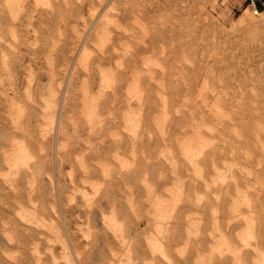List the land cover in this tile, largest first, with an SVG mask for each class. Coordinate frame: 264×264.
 I'll return each instance as SVG.
<instances>
[{"label":"rangeland","instance_id":"374dc122","mask_svg":"<svg viewBox=\"0 0 264 264\" xmlns=\"http://www.w3.org/2000/svg\"><path fill=\"white\" fill-rule=\"evenodd\" d=\"M21 1H23L24 7L26 6V8L27 7L28 8H27V10H26V8L24 10L23 4H22V7H23L22 11L24 10L25 14H24V12L21 13L19 11L20 13L18 12L15 17L18 20L19 19L24 20V22H26V23L24 24L22 22V26H21L22 29H21V27H18L21 30L20 29L18 30V28L15 25L14 26L16 28L13 25H10L12 27H8L7 28L8 30L6 29V31L4 30L2 33H0L1 36H2L1 38H3L2 42L5 44V45L1 44L2 46H0L1 49H2V50H0V51H2L1 52L2 55L0 54V60L2 58H4L5 60L7 59L6 63L9 62V64L5 63L6 66L1 65L3 68H5L4 70H3L2 67H0V74H1L0 79H2V82L0 81L1 82L0 83V87L3 88V90H1L2 92L5 89L4 92H7L6 94H8L9 98L12 97L11 99H12V102H13L14 106H18V104H19L20 108L25 107L26 114H28V113L30 114V111L28 110V108H31V109L34 108L35 111L37 110L36 112H34L33 117L31 116L32 114H30L29 122H31L32 125H31V123H28L27 129H26V125H25L26 123L23 122L24 119H20L19 121L21 123L23 122L20 126H22L23 128L17 126L19 128V130H18L17 127H14L15 130L13 129L11 134H12V137L14 136L13 140L15 138V140L13 141L14 145L15 144H19V143L22 144L23 141H24V143L26 145H27V143H30V144L27 145V147H29V145H31V144L33 145V146L29 147L30 153H32L33 151L36 152V153H32L31 154V155L35 154V156H33L31 161L29 159L28 162L31 163L32 160L34 161V159H35V161L37 163V162H39L41 160V165L40 166H42L41 167V172L42 171L43 172L42 173L40 172L41 174L39 173L40 174L39 178H42V179L44 178V179L43 180L39 179V178H38L39 180L37 179V182L35 184L36 190L33 192L32 197H31L30 200L28 199L27 194H24L23 192H20L21 190L19 192L17 191L19 193V195H18V193L14 192V194H15V197H14L13 193H9L7 191H2L0 189V200H3V201H0V208H1L0 209V222H6L7 223V228H6L7 232L5 231L4 233H10V234H12L11 236L14 235L13 238L14 237L16 238V235L19 234V232H16V231L20 230V227L18 225V219L20 218V215L22 216V214H24V213L27 214L28 210L33 208L34 206L37 207V208H40V213H41L40 215L42 216V219L43 218L45 219V221L43 219V221H44V223H43V221L41 219V221H42L41 222V226L38 229L39 233L36 235V237H38V240L36 241V250H37V252L33 251L32 249H30L33 252L31 251V253H29V250L27 248L24 249L23 246L20 243L18 244L16 242V239H13L14 241H9L8 243H5L6 245L3 244L1 246L3 248V249L1 248L3 256L5 255L4 259H3L4 260L3 261L4 264H18L19 262H21L19 264H28V263L29 264H33L32 260H33V262L35 264H38V263L39 264H48L49 262H51L49 264H71V263L72 264H86V263L87 264H109L111 262V260H112L111 264H145L148 260L151 259V257H150L151 255L155 256L157 259L161 260V255L158 254L157 250H154V249H157L156 247L154 248V245L156 246L155 242H157V241H158L157 243H159V242L161 243L162 248L166 252L168 251L167 252L168 254L169 253L170 254L173 253L171 255H172V259H173L174 262H181L182 261V262H185L186 264H195L194 263V259L198 255H203V259L206 262H208L209 264H214L215 253L214 252L210 253L209 250L212 248V246L214 244L213 242H215L216 240H219L218 230H216V226L220 227L221 231L224 233V236L228 240H230L231 243L240 244V240L236 236V233L240 232L242 229H244V226H243L244 225V219L242 220L241 213L242 214L246 213L244 211V210H246V208H244V206H246V204L237 203V205H236L237 208H235L234 211H231V212H230V209H229L230 208L229 206H231V205H229V204H231L233 202V199L235 200V198H237V195L240 192H244L245 194H247V193L250 194V195H248V197H249L250 200H252L253 197L251 196V193H252L253 190L251 191L250 189H253V186L256 184L255 181H254V178H255V176H259L260 179L262 178V172H261V170L258 167V163L255 161L256 159H253V158L256 157L255 156L256 153L254 154L255 151L253 149H252V151L250 150V152L246 149L247 145L245 143H246L247 138L243 137L244 136L243 133L242 134L240 133V135H239V132H241V128L240 127H241L242 123L239 120H237L235 115H234V112H237V113H240V114H242V112H243V116L245 117L244 121L248 122V121H251L252 119L259 118L260 117L259 115L264 114V22H263L264 18H260L257 13H254L252 11L251 6L249 5V0H130V1L128 0L129 2L127 0H119V1H116V0H97V1L96 0H90L92 3L88 2L89 0H80V1L76 0L79 3V7L81 9L79 7H78V9L76 7H70L71 11H70V9L68 7L67 8L63 7L64 9L66 8L67 11H65L64 9L63 10L60 9V8H62V6L59 7L57 5V7H56V1H58V0H44L43 2H40L41 5L39 3H37L36 5H33V4L30 5L28 0H21ZM25 1H27V4H26ZM54 1H55V4H54ZM49 2H50V5H48ZM102 2H103V4H102ZM119 2H122V3L125 2V4H127V2H128L129 4H127V5H124V4H121V3L120 4L122 6L124 5L125 7L128 6V5L129 6L127 7V9L125 7H123V9H122V8H120L121 5L119 4ZM96 3H98V4H96ZM151 3H153V4H151ZM38 4L41 7H39ZM94 4H95V6H94ZM118 4H119V6H117ZM89 5H91V6H89ZM130 5H132L134 8L130 7ZM29 6L32 7V11H33L32 13L30 12L31 15H30V13H28V15L26 14L27 12L31 11V9H30L31 7H29ZM53 6H55V7H53ZM87 6L90 7L89 10H88ZM262 6H263L262 10H264V2H263ZM34 7L36 9H37V7H39L38 8L39 10L38 9H37V11L34 10ZM41 8H48V9H50L52 11V13L56 12L58 14V12H59V14H58V16H57V14H53L54 15L53 16V15H50L51 12L47 13V12L43 11L47 15H49V16H47L40 10ZM52 8L53 9L55 8L54 9L55 11H53ZM157 8H160V9H157ZM115 9H116V11H114ZM163 9H165V11ZM171 9H172V11L170 12ZM177 9H180V10H177ZM244 9H246L247 12L253 14L252 15L254 17L253 24L255 23V26H257V27H255V29L254 28H248L246 24L240 23V21H238V17L242 14ZM81 10H83V11H81ZM87 10L89 12L90 11L91 12L89 13ZM104 10H105L106 13L104 12ZM107 10L109 12H107ZM184 10L187 11V12H185ZM35 11L39 12V13H36ZM124 11L125 12L127 11L128 13H130L129 17H131L130 18L131 20H132V16L133 15L134 16H136V15L138 16L139 15L140 16V17L138 16L139 17L138 18L139 19V23L138 22H133L132 28H130L131 25H130V27H127L126 24H128L127 23L128 21L124 22L125 21L124 20V17H125L124 15L127 16L128 13L127 12L125 13ZM136 11H138L140 14H137ZM146 11H147V13H146ZM40 12H42L44 15L42 13H40ZM161 12H163L165 15L163 13L161 14ZM258 12H259V10H258ZM91 13H93V14H91ZM121 13L123 15H121ZM132 13H133V15H132ZM32 14H33V16H32ZM34 14H35V16H34ZM38 14L39 15L41 14L40 16H42V15L43 16L40 17ZM83 14L85 16H82ZM112 14H113V16H115V19H114V17H112L113 20H112V18L110 19ZM20 15L24 16V17H22L23 19L20 17ZM67 15L70 18H67ZM29 16H31V18ZM50 16H52V17H50ZM107 16H110L109 19H108ZM122 16H123V18H121ZM151 16L153 18L155 17V19H153ZM163 16H164V18H163ZM173 16H175L177 19L179 17H181L179 19L182 20V21L178 20V22H177V19H175L176 20L175 22H177V25L180 26L181 30L184 31V33H182V31H181V34H180L181 37H184V38H188L187 37L188 33L185 32L187 30V28L191 27V25L193 26V24L190 25V23H192L191 21L192 20L195 21L194 23L198 22V23H196L194 25V27L198 31L197 34L200 35V36L202 35L201 36L202 39L199 40L200 42H198V39H196L197 42L194 41L191 44H189L190 46L189 45L188 46L191 47V48L195 47L197 49L196 57L198 55L201 56V59H200L201 64L205 65L206 63H209V65L213 66L214 70L217 69L216 70L217 72L214 71L216 75L220 71H223L222 74H221L222 79H224L223 82H222V84L224 86L223 91L224 92L228 91L226 93V97L228 99L226 98L224 100V102H223V108H224V111H225L224 115H222V116L220 115V118H219V116L218 117L214 116L215 118H210L207 114H205V117L208 116L207 117L208 119L204 118L205 119L204 120L205 121V123H204L205 125L202 126L200 131H201L202 137H204L203 139L205 141H207V139H208V141H211V140L212 141L211 142L207 141L206 142L207 144L204 145L203 148H202L203 149L202 153L199 154V155L194 156V158H195L194 160H196L197 163L199 162L197 164V167L192 165L193 163L190 160L188 162V158L186 157L185 149L181 148L182 146L185 147L184 146V142H189L192 139V137H194V135L192 134V132L190 133L191 129L188 128L189 125H187V124H185L183 122L184 119H182V120L178 119V118H180V119L182 118V116L180 117V114L182 115L181 112H182L183 109H185V107H184V105L182 103L183 101H181L182 99L180 100V98H179V97H182L181 96L180 86H179L180 85L179 81L181 80V77L183 75L189 74V72L188 73L186 72L185 68H187L188 65L186 66V64H189L190 59H188V58H184L183 59V58L179 57V54L175 53L176 50H174L175 51L174 52L173 49H172L173 47H171L170 45L169 46H164V47H157L156 49L159 50L160 53L158 51L156 53V50H154V49L145 50V51L142 50L141 52L137 51V50H134L135 49L134 48L135 42L139 41L142 38L141 33L143 32V30H142L143 29L142 28L143 24H145V27H147V29L146 28L145 29L148 32H151L150 30H152V29H156L157 31H161L162 30V26L165 23V21H166V24H167L168 23L167 21L170 20L171 17H172V19L175 18ZM191 16L194 17V18L196 17L195 18L196 20L194 18L191 20V18H192ZM56 17H58V18H56ZM60 17L63 18V20H61ZM89 17L91 19H89ZM106 17H107V19H106L107 21L105 20ZM182 17H184L185 19H183ZM198 17H201V18H198ZM25 18L27 20H25ZM120 18H121V20H119ZM134 18H136V17H134ZM202 18H203V20H202ZM256 18H257V20H256ZM28 19H30V21ZM80 19H81V21H80ZM98 19H100V20L98 21ZM64 20L66 21V23H65ZM88 20H89V22H88ZM109 20H110V22H109ZM115 20H117V21L115 22ZM162 20H165V21H163L164 22L163 24H162ZM51 21H52V23L53 22L55 23V26H56L57 30H55V26H54V24L51 23ZM60 21H63V22L61 23ZM86 21L88 22V24H87ZM101 21H103V23H101ZM104 21H105V23L108 22V24L106 23L107 24L106 25L104 23ZM111 22H113V25H112ZM114 22H115L116 25H117V22H119V24L116 27H114L115 26ZM120 22H121V24H123V26L120 24ZM140 22H141L142 25H140ZM183 22H185V23H183ZM48 23H50V24H48ZM70 24H72V26H73V28L75 30H73V28H71L72 26H70ZM135 24L136 25L139 24L141 27L138 28L139 25L136 27ZM166 24H165V26H166ZM24 25H26V27ZM104 25H106V26H104ZM109 25L110 26L112 25V27H114V28H111ZM167 25H169V23ZM118 26H120L122 28H120ZM124 26H125V28H124ZM128 26H129V24H128ZM158 26L160 27V29H159ZM183 26H184V28H183ZM149 27H150V29H149ZM11 28H13L14 32L12 31ZM59 28H60V30H59ZM103 28H104V30H103ZM51 29L53 30L54 33L51 31ZM81 29H83L84 31L83 30L81 31ZM109 29H111V30H109ZM120 29H123L124 32L121 31ZM9 30H11V32H13L15 34V35L13 34L15 39H14V37H12L13 35L10 37L11 33L8 32ZM108 30L110 32H112V33H110ZM140 30H142V31H140ZM250 30H251L252 33L250 32ZM21 31H22L23 35L20 33ZM55 31H57L59 33L55 32ZM71 31H73V32H71ZM101 31L102 32L104 31L103 34H105V32H106V34H105L106 36L108 35L106 40H104L106 36H102V32ZM115 31H117V32H115ZM152 31H154V30H152ZM32 32H33V35L31 34ZM47 32H50V35H48L49 33H47ZM69 32H70V34H69ZM120 32L123 33L121 36H119L120 34H118ZM7 33H9V34H7ZM185 33H186V36H184ZM132 34H133L134 37L132 36ZM136 34H138V36ZM24 35H26V36L24 37ZM67 35L70 36V37H68ZM81 35H82V37H81ZM117 35L119 37H117ZM32 36H34V37H32ZM51 36L53 38H51ZM76 36H77L78 40L77 39L74 40V38ZM78 36H79V38H78ZM110 36L112 38L114 36V38H113L114 40L111 39ZM130 36L133 37V38H131ZM63 37H65V38H63ZM115 37H117V38H115ZM176 37L178 38V41H177V38L174 37V39H173L170 36L171 40H173V41L176 40V42H174V44H176L177 42L180 43L184 39V38H180V36H177V35H176ZM66 38H67L68 41L66 40ZM68 38L69 39L72 38L74 43L76 42L75 44H77V50H76V52L74 54L70 53V46L73 45V44H70L72 39L69 40ZM11 39L14 40V41H12ZM26 39H28V40H26ZM29 39L30 40L32 39V40L30 41ZM80 39H81V41L79 42ZM131 39H132V41H131ZM135 39H137V40L135 41ZM51 40H53V41L50 42ZM99 40H101V43H102V41H104L105 43L103 42V44H101ZM120 40H122V41H120ZM20 41H22L21 44H20ZM36 41H38V42H36ZM73 41L71 43H73ZM86 41H87L88 45H85ZM94 41H97L98 43L94 42ZM17 43H18L19 46L17 45ZM197 43H198V46L196 47L195 45ZM199 43H201V44H199ZM193 44H194V46H193ZM224 44H225V46H224ZM22 45H24V46H22ZM25 45L26 46L28 45V46L26 47ZM83 45H85V46H83ZM120 45H122V46H120ZM128 45H129V47H127ZM201 45H202V47H201ZM218 45H220V46H218ZM63 47L66 49L65 51H67V53L63 50L64 49ZM67 47H69V48L67 49ZM125 47H127V48H125ZM168 47L169 48L171 47L170 51L172 53L174 52L177 57L175 55H171L172 53L169 52V48ZM56 48H57V50H56ZM58 48H59V50H58ZM85 48H87V49H85ZM166 48H168L167 49L168 51L166 50ZM9 49H12V50H9ZM39 49H41V50H39ZM83 49H84V51H83ZM111 49H114V50H111ZM128 49H130V50H128ZM174 49H177L176 46L174 47ZM103 50L104 51L106 50L105 51V53L107 52V54H105L106 56L104 55V53H103L104 51ZM110 50H111V52H110ZM123 50H125V51H123ZM55 51H58L57 52L58 54ZM59 51H62L63 53L59 55V53H61ZM152 51H154V52H152ZM95 52H97V53H95ZM132 52L133 53L135 52L134 53L135 55H133ZM165 52L167 54L169 52L170 55L169 54L167 55ZM199 52H200V54H199ZM214 52H216V53H214ZM64 53L66 54V56H68V58L65 56ZM82 53H83V56L79 55V54H82ZM86 53L89 54L90 56L87 55ZM141 53H143V54H141ZM151 53H152V55H151ZM164 53L166 54V56H165ZM69 54H71V55H69ZM123 54H124V56H123ZM139 54H141V55H139ZM209 54H210V56H209ZM62 55L66 59L64 57L62 59ZM120 55H121V57H120ZM143 55L146 56V57L142 58L141 56H143ZM31 56H33V57H31ZM42 56L45 57V58L47 56V58L45 59ZM50 56H52V57L50 58ZM79 56L81 58H79ZM98 56H99V58H98ZM122 56H123V58H122ZM133 56H137L138 59L136 57L134 58ZM147 56L149 58H152V59L147 58ZM155 56L157 57V60H155L156 59ZM163 56H165V58H167V60H165ZM171 56H174V57H172L171 60H170L169 57H171ZM88 57H90L91 59L88 58ZM101 58H104V59H101ZM120 58H121V60H120ZM140 58H142V59H140ZM173 58L176 61H174ZM178 58H181V63L178 62V61H180V59L178 60ZM26 59H27V61H26ZM64 59L66 61H64ZM113 59L116 62H114ZM163 59H164V61H163ZM186 59H187V63H186ZM206 59L208 61L205 62V64H204V61H206ZM221 59L223 60V62H220ZM45 60L48 61V62L50 61V62L48 63ZM91 60H93V61H91ZM106 60H108V61H106ZM168 60L170 61V63H169ZM166 61H167V63H165ZM14 62H16V63H14ZM63 62L64 63L66 62L67 66H64L65 64H61ZM173 62H174V64L176 63L175 65L178 66V67L176 66L177 68L175 66L174 67L172 66ZM55 63H56V66H55ZM116 63H118V64H116ZM149 63H152V64L149 65ZM220 63H222V64H220ZM0 64H2V63H0ZM96 64L98 65V67H100L99 69H98ZM142 64L144 66L146 64H148L146 66H149V67H145V69H144L146 71V73H147L145 75L146 76L145 79H147L146 81L144 79L145 76L144 75L142 76V73L145 74V72H143L144 70L142 69L144 67ZM181 64H185V66L183 65V67H182ZM219 64H220V67L218 66ZM27 65H28V67H27ZM57 65H59V67ZM78 65H79V67H78ZM163 65H164V67H163ZM203 65L200 68V71L204 69ZM46 66L47 67L51 66V67L50 68L48 67L49 69L45 70L47 68ZM60 66L61 67H63V66L66 67L67 68V72H66V68L62 69ZM92 66H94V67L92 68ZM107 66H109L110 68L107 67ZM167 66H168V68H167ZM42 67H43V69H42ZM54 67H55V69H53ZM114 67L115 68L117 67V70H115ZM136 67L138 69L140 68L139 71L142 70L141 73L139 72V75H138V71H137L138 69ZM6 68H8V69H6ZM29 68H30V70H28ZM107 68L109 69V71L112 72V74L115 75L117 73L118 77L120 76V74L122 72L123 75L120 76V77H122V78L124 77V81L121 82L122 85L121 84L119 85V90H121L124 86L126 87V85H128V83H131L133 81L132 72L136 73L139 76L138 79L141 80V77H143V79H144L143 81L139 80L140 83H143V84H141L142 87L140 86V89L142 88V90H140V93L142 92V94L147 97V101H146V104H145V106L147 108L146 107H145L146 109L144 108L145 111H143V112L145 114V117L143 118V121L141 123V127H140V129L137 130L138 133L136 132V134H134L135 132L132 131V129H134L133 121L130 120L129 115H133V113L138 111L137 95L136 94H132L133 92H130V95L133 96L132 97V96L128 95L129 94V92H128L127 95L130 98V99H128V96L125 94L126 91L124 89H122L121 92H119V94H118L119 96L117 97V99L120 100V101L118 102L117 99L116 100L113 99L112 95L114 93L112 94V91H113L112 88L108 87V86H103V85L101 86V84H99L100 75H101V72L99 70L103 71V69H106V71H108ZM133 68H134V70H133ZM50 69H51V71H50ZM59 69H62L64 71V73H63L62 70L60 71ZM182 69H184L185 71H183ZM250 69H251V71H250ZM82 70H83V72H82ZM168 70H169V72H166ZM175 70H177V71H175ZM8 71H9V73H8ZM30 71L32 73L31 75H30ZM52 71H54V72H52ZM147 71L148 72L150 71V74ZM6 72H7V74H6ZM59 72H60V74H59ZM161 72L163 73L162 76H161V74H162ZM12 73H14V74H12ZM165 73H166V75H165ZM136 74H134V75H136ZM38 75H40V76H38ZM124 75L127 76V77H125ZM140 75H141V77H140ZM149 75H151V78H150ZM168 75H169V77L170 76H172V77L169 78ZM4 76H5V78H4ZM6 76H7L8 79L6 78ZM72 76H73V78H72ZM131 76H132V79L130 78ZM148 76H149V78H147ZM177 76H179V77H177ZM159 77L161 78V80H159L160 79ZM36 78H38V79H36ZM83 78H84L85 81L83 80ZM174 78L175 79L177 78V80H178L177 83L179 85L174 81ZM30 79L33 80V81H31ZM39 79L41 81H39ZM89 79H91V80H89ZM214 79H216V77ZM214 79H212L210 81H213V83L215 82L214 84H215V86H217L216 84H218V83ZM170 80H173V81H170ZM7 81H9V82H7ZM43 81H44L45 85H44ZM147 81H149L148 82L149 84H151V83L152 84L151 85L147 84ZM162 81L165 82V83H163ZM40 82L43 83V86L41 85ZM88 82H89V84H88ZM29 83H30V85H29ZM125 83H127V84L125 85ZM167 83H169V85H170V83H172V84L169 86ZM48 84H50L51 88L49 87ZM166 85H168V87ZM40 86L42 87L41 88L42 90L39 89ZM172 86H173V88H172ZM177 86H179V87L177 88ZM96 87H97V89H96ZM100 87H102V88H100ZM150 87H151V89H150ZM106 88H107V90H106ZM160 88H161V90H160ZM170 88L173 89V90L171 91ZM177 89L180 90V92ZM145 90H147V91H145ZM162 90H164V91H162ZM52 91H53L54 94L52 93ZM101 91H102V95L104 96L103 98H102V95L100 93ZM122 91H124V92H122ZM39 92H40V94H39ZM97 92L100 93V94H98ZM166 92H167V94L169 93L168 94L169 98L167 97ZM173 92H175V93H173ZM68 93H69V95H68ZM84 93H86L89 96H91V95L94 96V97L98 96L99 98H100V95H101V98H100L101 100L99 98L97 99V100H100V101H98L99 103L101 102L99 104L100 108L98 110L101 120L97 119L98 122H97V120L95 118H88L85 115V113H84L85 112L84 108L81 107V110L79 111L80 108H78V107H80V106H77V105H81V102L84 103V102L88 101L84 97ZM156 93H158V95ZM170 93H171V95L173 93L175 96H173V95L171 96ZM27 94H30V99H29L30 102L27 101L28 98H29V96ZM46 94H47V96H46ZM121 94H123V98H122ZM64 95H66V96H64ZM81 95H82V97H81ZM108 95L109 96L111 95V99H110V97ZM192 96H193V94H192ZM47 97H51L52 98V100H53V104L52 105L53 106L46 107L45 104H46ZM108 97H109V99H107ZM170 97H171V99H170ZM64 98H65V103L63 105L62 103L64 101L63 100ZM177 98H179V99H177ZM103 99H105L104 103H103V101H104ZM121 99L123 101H121ZM56 100L59 101V102H57ZM68 100H69L70 104L68 103ZM108 100L109 101L112 100V102H113V100L115 101V102H113L114 107H113V105H110V102H109V106H108V103H107ZM164 100H165V102H164ZM169 100L171 101L170 103H168ZM173 100H175L174 102L176 104L173 103V105H172L171 103L173 102ZM124 101H126L125 102L126 104H130L132 101L133 102L130 105H126V104H124ZM178 101L181 102V103H178ZM207 101H209V102H207V104H209L211 102V98L209 97V99ZM112 102H111V104H112ZM117 102L120 103L121 106H119V104ZM73 104L74 105L77 104V105H75V107L78 110L74 107ZM165 104H166V107H165ZM169 104L172 105L173 107L177 106L178 109H179V107L181 108L179 110L177 108H175V110H174V108L172 106H170L174 111L178 112V114L177 113H174L175 115L173 114V110L168 107ZM44 105H45L46 108H48L47 110L53 111V109H54V111L56 112L55 113L53 111V115L54 116H53V119L51 121L46 116L47 110L44 107ZM66 105H67V107H66ZM101 105L102 106L105 105L104 107L106 108V111H104V108L101 107ZM1 106H3V105H1V103H0V109H3V107L1 108ZM63 106L68 111L67 110L64 111L65 109H62ZM110 106L112 107V115L114 117L110 113V111H111V107ZM125 106H127L128 108L125 107ZM43 107H44V109H43ZM121 108H123V109H121ZM74 109H76V111H74ZM165 109H166L167 112L164 111ZM169 109H171L170 113H168ZM150 110H151V112H150ZM159 112H161V113H159ZM59 113H60V115L64 114V116H60L59 117ZM83 113H84L85 117H83ZM114 113H116V114H114ZM258 113H259V115H258ZM107 114L110 115V116H108ZM154 114H157V115L158 114L159 115L162 114V116L160 115V117L163 118V120L160 119L159 117H157V115L155 116ZM66 115L67 116L70 115V116L67 118V117H65ZM124 115H125V119H124ZM169 115H171L173 118L171 116H169ZM225 115H227V116H225ZM174 116H176L177 120L174 118ZM223 116H224V118H223ZM164 117H165L166 120L164 119ZM171 118H172V120H170ZM34 119H35V121H34ZM86 120L87 121L90 120V121L87 122ZM91 121L92 122L94 121L95 123L93 122V124H95L96 126L93 125ZM171 121H172V123H171ZM33 122L35 123L34 128L32 127L33 126ZM124 122H125V125H124ZM126 122L128 124H126ZM146 122H147V124H146ZM163 122H165V125H164ZM167 122H169V123L167 124ZM174 122L175 123L177 122V123L173 125ZM88 123L91 124V125H89ZM97 124H98V126H97ZM167 125L168 126L170 125V127L167 128ZM172 125H173V127H172ZM108 126H110V127H108ZM131 126H132V128H131ZM163 126L166 127L167 129L164 128ZM57 127H58V129H57ZM72 127H74V128H72ZM104 127L106 128L107 131L105 130ZM186 128L189 129V130H187ZM34 129L37 130V131L35 132ZM72 129H73V131H72ZM90 129L91 130L94 129V130H92L93 132ZM164 129L166 131L168 130L169 133L165 132ZM170 129H173L174 131H172ZM233 129H234V131H233ZM62 130H64L65 133ZM26 131H28L29 133L26 132ZM95 131H96V133H95ZM14 132H16L15 135H14ZM146 132H147V134H146ZM186 132H188V133H186ZM213 132H215V133H213ZM104 133H106V134H104ZM29 134H31V135H29ZM37 134H38V136H37ZM43 134H45V135H43ZM114 134H116V135H114ZM158 134H160V135H158ZM186 134H187V136H190V134L193 135V136H190L189 137L190 139L186 138L185 141H182L185 137H187ZM39 135H40V137H39ZM41 135H43V136H41ZM83 135H85V136H83ZM112 135H113V137H112ZM23 136H25V137H23ZM172 136H173V138H172ZM205 137H208V138L205 139ZM240 137H243V138H240ZM209 138H211V139H209ZM128 140L130 141V143H129ZM31 141H33V143ZM40 141L42 143H40ZM110 141H112V143ZM155 141H157V142H155ZM178 141L181 142L180 143L181 145L179 144ZM66 142H68V143H66ZM126 142H128V143H126ZM154 142H155V144H154ZM43 143H45V144H43ZM76 143L79 144V145H77ZM209 143H211V144H209ZM61 144H62V146H60ZM164 144H166V145H164ZM227 144H230V145H227ZM65 145H66V147L64 148ZM108 145H110V146H108ZM43 146H46V147H44L45 149L43 148ZM205 146H206V148H205ZM39 147H41L43 150L41 148H39ZM248 147H250V146H248ZM251 147H252V145H251ZM84 148H87V149H84ZM232 148H235V149L237 148L238 150L237 149L235 150V149H232ZM6 149H7L6 147L0 148V156L2 154H4V156H6V155L11 154L10 152H13V150H11V147L9 145H8V150H6ZM61 149H62V151H61ZM63 149H64V151H63ZM181 149H182V151H180ZM2 150H3V153H1ZM245 150H247V151L245 152ZM151 151H152V153L154 155L151 153ZM175 151H177V153ZM206 151H208V152L210 151L209 152L210 155L208 154L209 157L207 156L206 153H208V152H206ZM231 151H233V152L236 151V153H233ZM15 152H16V150H15ZM182 152L185 153V154H183ZM64 153H66V154H64ZM138 153H140V154H138ZM155 153H157V154H155ZM248 153H250V154L248 155ZM76 154H78V155H76ZM88 154L91 157H94L95 160H94V158L89 157ZM96 154H98V155H96ZM251 154H252V156H251ZM61 155H63V156H61ZM74 155H75V157H78V156L79 157L75 158ZM92 155H94V156H92ZM60 156L62 158H65V159H62ZM253 156H255V157H253ZM39 157L42 158V159H40ZM116 157H117V159H116ZM131 157H132V159H131ZM137 157H139L140 159L137 158ZM239 157H240V159H239ZM37 158L39 159V161H37ZM1 159H2V156L0 157V161H1ZM66 159H68V160H66ZM161 159H163L162 160L163 162L165 160H167V161H165L163 163L161 161ZM202 159H203V161H202ZM204 159H205L206 162L204 161ZM93 160L95 161V163H94ZM141 160H143V161L141 162ZM184 160H185V162H184ZM210 160H211V162H210ZM67 161H68V165H67ZM91 161H93V162H91ZM44 162H46V164H44ZM69 162H71V163H69ZM82 162H84L83 165L85 166V168L82 165ZM166 162H167L168 165L165 164ZM174 162L176 164H174ZM229 162H232L234 164L233 167H232V174L235 177L232 180L230 178V173L231 172L227 168V163H229ZM56 163H58V164H56ZM89 163H90V165H88ZM98 163H99V165H98ZM134 163H135V165H134ZM188 163H190V164H188ZM245 163H247L248 166ZM59 164H61V165L63 164L65 167L63 165H62L63 166L62 167ZM172 164H174V165H172ZM0 165H1L0 166V175H1L0 178L2 177L3 179L2 178L1 179L4 180L5 176H6L4 174H6L5 172H8V167H7L8 165L3 160H2V163L0 162ZM36 165H39V164H36ZM122 165H124V166H122ZM165 165H166V167H165ZM204 165H205V167H204ZM243 165L244 166L246 165L245 166L246 169L250 168L251 170L249 169L250 170L249 172L244 171L245 168L242 170V168H243L242 166ZM21 166L25 167L24 165H21ZM97 166H100V167H97ZM137 166H139V167H137ZM152 166H155V170H154V168ZM167 166H169V167H167ZM1 167H3L4 169H2ZM92 167H94V168L97 167V169H96L97 171L94 169L95 172H92L93 171ZM140 167H141V169H140ZM162 167H164V168H162ZM189 167H192L191 168L192 170ZM58 168H59L60 171H57ZM143 168H144V170H143ZM187 168H188L189 171L187 170ZM193 168H196V170L193 169ZM83 169H84V171H83ZM90 169H92V170H90ZM135 169H137V170H135ZM99 170H101L102 174H101V172ZM138 170H140L141 173ZM153 170L156 171V173ZM161 170H163V171H161ZM98 171H99V173H98ZM61 172L62 173L64 172V173L62 174ZM158 172L160 174H157ZM174 172H175V174H173ZM67 173L69 175H71V177L69 176L70 178L68 177ZM151 173H153V176H152ZM187 173L190 174V175H188ZM8 174L9 173H7V175ZM111 174H113V175H111ZM51 175H53V176H51ZM63 175H65V176H63ZM125 175H126V177H125ZM141 175H142V177H141ZM93 176H94V178H93ZM101 176H102L103 179L101 178ZM188 176H189V178H188ZM191 176H192V178H191ZM37 177H38V175H37ZM137 177L140 180H137ZM145 177H147V178H145ZM151 177L152 178L155 177V178L152 179ZM98 178H100V179H98ZM156 178H158L157 181H155ZM132 179L134 181H132ZM148 179H150V180H148ZM61 180H63L64 183ZM106 180H107V182L109 184L106 182ZM115 180H116V182H115ZM135 180H137V181H135ZM175 180H177V181H175ZM39 181L42 182V183H40ZM58 181H59L60 185H59ZM60 181L62 182L63 185L67 186L70 189H68L67 187L65 189V186H63ZM77 181H78V183H76ZM153 181H154V183H153ZM191 181H192V183H191ZM0 183H1V180H0ZM150 183H153V184H150ZM161 183H163V184H161ZM81 184H83V185H81ZM116 184H118V185H116ZM137 184H139V185H137ZM174 184H176L177 186L174 185ZM43 185L47 188V191H49V192L51 191V193L54 192L52 195L55 194V196L52 197L51 194H50V196L48 195V196H46L44 198V196H42V190H41L44 187ZM74 185L77 186V187H75ZM112 185L114 187H112ZM151 185H152V187H151ZM78 186H80V188ZM107 186H108V188H107ZM139 186H140V188H139ZM180 186L181 187L183 186V187L180 188ZM193 186H195V187H193ZM225 186H227V187H225ZM84 187H86V188H84ZM134 187H136V189ZM146 188H147V190H146ZM191 188L192 189L195 188V189L192 190ZM137 189L139 190V193H138ZM103 190H105L106 192L103 191ZM187 190L190 191V192H188ZM78 191H80V192H78ZM135 191H136V193H135ZM145 191H147V192H145ZM224 191L227 194H225ZM118 192L120 194H118ZM149 192H151V193H149ZM152 192H155V194H153ZM209 192L211 193V195L209 194ZM103 193L106 195V197H105V195ZM174 193L176 195H174ZM205 193H207V194H205ZM208 194H209V196L207 197ZM40 195H41V197H40ZM178 195H180V196H178ZM188 195H190V196H188ZM222 195H224L226 199H224ZM21 196L23 198H21ZM141 196H143V197H141ZM183 196H184L185 199L183 198ZM185 196H187V198H189V203L187 205H190V206H186V208H185L187 210L186 211L187 212L186 216L183 219H181L180 218L181 217L180 216V212H179L180 209H181L180 207L182 206L181 203L185 202V200L188 201ZM11 197L13 198V200H12ZM42 197H43V199H42ZM170 197H171V199H170ZM33 198L36 199L37 201L33 200ZM62 198H63V200H62ZM114 198H116V199L113 202L112 199H114ZM193 198H195V199H193ZM197 198H200V199H197ZM214 198L216 200L214 203H216L218 201L217 202L218 205L220 204L221 206L220 205H219L220 207L217 206L216 212L212 214L213 216L217 215V216L214 217V220H213V218H212L213 216L211 217V215H209L210 212H207L206 207H204L205 206L204 200L206 201L207 199H209V200L214 201L213 200ZM7 199H9L11 202H14V203L9 202ZM109 199H111V200H109ZM263 199H264V197H263ZM139 200L141 202H139ZM145 200H146V202H145ZM150 200H152V201H150ZM169 200H171V202ZM176 200H177V202H176ZM181 200H182V202H181ZM193 200H194V202H193ZM228 200H229V202H228ZM149 201H150V203H149ZM252 201H254V199ZM252 201H250V202H252ZM16 202H18V203H16ZM15 203H16V205H15ZM54 203H55V205H54ZM63 203H64V205H61ZM88 203H91V204H88ZM123 203H124V206H122ZM167 203L170 204V205L167 206ZM38 204L41 205V206H39ZM93 204H95V206ZM164 204L166 205V207H168L167 209L170 208V210H168L169 212L167 211V209L164 206ZM26 205H27V207H26ZM42 205H43V207H42ZM44 205H46V206H44ZM53 205L55 206L54 208H53ZM199 205H201V206H199ZM10 206H11V208H9ZM238 206H240V207H238ZM19 207L20 208L22 207V209H20ZM44 207H45V209H44ZM121 207H122V209H120ZM123 207L126 210L123 209ZM132 207H133V209H132ZM177 207L179 208V210H178ZM187 207H188V209H187ZM23 208L24 209L25 208L26 209L29 208V209L23 211L24 210ZM141 208H142V210H145V211H141ZM154 208H157V209H155L156 211H154ZM117 209H119L118 212L122 210V211H124V213H122V212L118 213ZM159 209H161V210H159ZM1 210H3L4 212L1 211ZM71 210H72V212H71ZM19 211H23V212H19ZM77 211L79 213H81V214H79ZM129 211H130V214L128 213ZM139 211H141V213ZM160 211L161 212L164 211L165 213L168 212L167 213L168 216L164 212L161 213ZM115 212H117V214ZM126 212H127V215L129 214L130 218L125 214ZM19 213H21V214L19 215ZM139 213H140V215H138ZM155 213L158 214V215H156ZM238 213H239V215H238ZM47 214H49L50 218L47 217ZM114 214H115L116 217H114ZM154 214H155V216H154ZM119 215H120V217H119ZM160 215H162V216H160ZM17 216H19V218H15ZM52 217H53V219H52ZM110 217H111V220H109ZM118 217H119L118 221H120L119 222L120 226H122V224L125 223V225H123L122 227H120L118 225V221H116V219ZM124 217H125V219H124ZM58 218H59V220H58ZM113 218H115V219L112 220ZM215 218H217V220ZM47 219L51 221V223L49 221L50 224L48 223ZM106 219H107V221H106ZM148 219L150 220V222H149ZM179 219L181 221H179ZM187 219H189V221L191 222V226L189 227L191 232L189 233L190 236L188 235V237L184 236L185 229H184V226H183L186 223ZM11 221H13V222H11ZM104 221H106V222H104ZM171 221H172V223H171ZM193 221L194 222L197 221V222H199V224L197 222L194 223ZM213 221H214V223H213ZM90 222H92V223H90ZM107 222L108 223L110 222V224H108V226L110 225L109 229H110L111 233H109L110 231L108 230ZM177 222H178V225H177ZM55 223L57 225H55ZM165 223L166 224L168 223L169 225L168 224L166 225ZM85 224H87V225H85ZM90 224H92L93 226L90 225ZM104 224H106L105 226L107 227V229H104L105 227H102ZM115 224H116V226H118L121 229H119L118 227H117L118 229L116 228L117 230L113 229V227H111V226H115ZM49 225H51L52 228H50ZM213 225H215V226H213ZM230 225L235 226L234 230H231L230 227H232V226H230ZM14 226H15L16 229H14ZM71 226H73V227H71ZM84 226H86V228ZM91 227L92 228L94 227V228L92 229ZM137 227H138V229H137ZM171 227H172V229H171ZM192 227H193V229H192ZM212 227H214V228H212ZM53 228H55V229H53ZM203 228H205V229H203ZM256 228L259 229V230L256 229L257 230L256 232H258V234L256 233L257 234L256 236H258L259 233L261 234L258 237H256V239L258 238L257 241H260L261 243L260 242L259 243L262 244V242L264 241L263 240L264 239V231H261V230L262 229L264 230V225L263 226H260V225L258 226V224H257ZM79 229H81V230H79ZM179 229H180V231H176L175 232V230H179ZM213 229H215L217 232L214 231ZM11 230H13L12 233L10 232ZM118 230L119 231L122 230V231L119 232ZM128 230L130 232H128ZM49 231H51V232H49ZM85 231H86V233H85ZM116 231H118L119 233L118 232L115 233ZM173 231H174V233H173ZM160 232H163V235ZM72 233H74V235L76 237H73L74 235ZM41 234H42V236H41ZM127 234H128V236H127ZM122 235H124L126 237H124ZM140 235H142L143 237L142 236L140 237ZM79 236L82 239L79 238ZM92 236H95V237H92ZM120 236H122V238ZM78 238H79V240H78ZM118 238L119 239L121 238L122 241H120ZM142 238H144V240ZM45 239H47V240H45ZM57 239H58V241H57ZM170 239H171V241H170ZM71 240L73 241V243H72ZM74 240H75V243H74ZM47 241L49 243H51V245ZM134 241H135V243H134ZM149 242L152 243V244H150ZM42 243H44V245ZM41 244H42V246H41ZM128 244H130V245H128ZM108 245H109V249H108ZM150 245H151V247H150ZM263 245L261 246L262 248L264 247ZM52 246L54 248H52ZM142 246L144 248H142ZM4 247H5V249H4ZM133 248L134 249L137 248V249L133 250ZM152 248H153L154 252L152 251ZM102 250H105V251H102ZM136 250H137V252H136ZM170 250H172V251L170 252ZM4 251H6V252H4ZM26 251H28V254H27ZM35 252H36V255L38 254L37 256L34 255V254L32 255V253H35ZM67 252H68L69 255L67 254ZM142 252H144V253H142ZM182 252H183V256L180 257V253H182ZM104 254H105V256H104ZM26 255H27V257H26ZM29 255H31L33 259ZM224 255L228 256L230 254L227 253V255H226L224 253ZM91 256L93 257V259H92ZM128 257H129V259H128ZM19 258H21V259H19ZM27 258H28V260H27ZM104 258L106 260H104ZM249 259H251V258L247 259L248 262L250 261ZM70 261H71V263H70ZM79 261H81V262H79ZM226 261H227V263H225ZM226 261H224L223 264H230L231 263L230 259H227ZM245 261L243 263H245ZM247 261H246V263H247ZM3 262H1V263H3ZM161 262L162 261H160V263L157 262L156 264H162Z\"/></svg>","mask_w":264,"mask_h":264},{"label":"bare ground","instance_id":"6f19581e","mask_svg":"<svg viewBox=\"0 0 264 264\" xmlns=\"http://www.w3.org/2000/svg\"><path fill=\"white\" fill-rule=\"evenodd\" d=\"M29 1V3H30V5L31 4H33V5H36L37 3H39L40 4V2H43L44 0H28ZM80 1V0H79ZM97 1V0H96ZM116 1H119V0H116ZM128 1V0H127ZM130 1V0H129ZM128 1V2H129ZM26 2V4H27V1H25ZM58 2V3H57ZM88 2H91L90 0L88 1ZM127 2V4H129ZM53 3V2H52ZM85 3V2H84ZM92 3V2H91ZM95 3V2H94ZM113 3V2H112ZM124 4V5H127V4H125V2H119V4ZM133 3V2H132ZM136 3V2H135ZM22 4H23V1H21V0H0V33H2L4 30L6 31V29L8 28V27H12V26H10V25H15L17 28L18 27H21L22 26V22L25 24L26 22H24V20H21V19H17L15 16H16V14L20 11L21 13H23L24 12V10H25V8H26V6L24 7V4H23V7H24V10L22 11ZM38 4V5H39ZM54 4H55V1H54ZM96 4H98V3H96ZM102 4H103V2H102ZM119 4L117 5V6H119ZM120 4V5H121ZM131 4V3H130ZM151 4H153V3H151ZM164 4V3H163ZM29 5V4H28ZM41 5V4H40ZM39 5V7H41ZM48 5H50V2H49V4ZM52 5V4H51ZM57 5L59 6V7H61L62 6V8H60V9H64L63 7H68L69 9H70V7H76L77 9H78V7H79V3L76 1V0H58V1H56V7H57ZM120 6V8H122L123 9V7H125V6ZM179 5V4H178ZM89 6H91V5H89ZM94 6H95V4H94ZM129 6V5H128ZM128 6H126L125 8L127 9V7ZM152 6V5H151ZM154 6V5H153ZM29 7H31V6H29ZM39 7H37V9L39 8ZM46 7V6H45ZM52 7V6H51ZM53 7H55V6H53ZM88 7V6H87ZM99 7V6H98ZM112 7V6H111ZM130 7H133L132 5H130ZM165 7V6H164ZM28 8V7H27ZM27 8H26V10H27ZM66 8L64 9L65 11H67L66 10ZM80 8V7H79ZM89 8L90 7H88V10H89ZM93 8V7H92ZM110 8V7H109ZM116 8V7H115ZM134 8V7H133ZM140 8V7H139ZM167 8V7H166ZM181 8V7H180ZM31 9V11H29V12H27L26 14L28 15V13H32L33 11H32V7L30 8ZM37 9L34 7V10H36L37 11ZM55 9V8H54ZM53 8H52V10L53 11H55ZM81 9V8H80ZM145 9V8H144ZM157 9H160V8H157ZM184 9V8H183ZM39 10V9H38ZM42 12L43 11H45V12H51L52 13V11L50 10V9H48V8H41L40 9ZM76 10V9H75ZM87 10V11H88ZM92 10V9H91ZM94 10V9H93ZM97 10V9H96ZM95 10V11H96ZM118 10V9H117ZM125 10V9H124ZM135 10V9H134ZM143 10V9H142ZM164 11H165V9H163ZM177 10H180V9H177ZM35 11V12H36ZM70 11H71V9H70ZM80 11V10H79ZM81 11H83V10H81ZM114 11H116V9L114 10ZM152 11V10H151ZM161 11V10H160ZM172 11V9L170 10V12ZM185 11V10H184ZM19 12V13H20ZM34 12V13H35ZM42 12H40V13H42ZM45 12H43L45 15H47ZM89 12V11H88ZM91 12V11H90ZM89 12V13H90ZM104 12H105V10H104ZM103 12V13H104ZM107 12H109L108 10H107ZM125 12V11H124ZM127 12V11H126ZM125 12V13H126ZM137 12V14H140L138 11H136ZM168 12V11H167ZM180 12V11H179ZM185 12H187V11H185ZM31 13H30V15H31ZM36 13H39V12H36ZM42 13V14H43ZM50 13V15H53V14H57L56 12L54 13H52L51 14ZM62 13V12H61ZM64 13V12H63ZM66 13V12H65ZM70 13V12H69ZM82 13V12H81ZM106 13V12H105ZM117 13V12H116ZM128 13V12H127ZM146 13H147V11H146ZM163 12H161V14H162ZM191 13V12H190ZM24 14H25V12H24ZM43 14V15H44ZM58 14H59V12H58ZM58 14H57V16H58ZM91 14H93V13H91ZM95 14V13H94ZM111 14V13H110ZM153 14V13H152ZM160 14V13H159ZM164 14V13H163ZM192 14V13H191ZM257 14H258V16L260 17V18H264V10H261V11H257ZM23 15V14H22ZM37 15V14H36ZM39 15V14H38ZM41 15V14H40ZM39 15V16H40ZM42 15V16H43ZM69 15V14H68ZM68 15H67V18H70V17H68ZM121 15H123L122 13H121ZM120 15V16H121ZM129 15H130V13H128V15L126 16V15H124L125 17H124V22H127L128 24H129V26H128V24H126L127 25V27H130V25H131V27L130 28H132V25H133V22H138L139 23V17L136 15V16H134L133 15V13H132V15L134 16V17H136V18H134L133 16H132V20L130 19L131 17H129ZM156 15V14H155ZM165 15V14H164ZM175 15V14H174ZM189 15V14H188ZM194 15V14H193ZM199 15V14H198ZM253 14H251V13H249V12H247V10L246 9H244L243 10V12H242V14L238 17V21H240V23H243V24H246L247 25V27L248 28H254L255 29V27H257V26H255V23L253 24V21H254V17L252 16ZM32 16H33V14H32ZM34 16H35V14H34ZM42 16H40V17H42ZM47 16H49V15H47ZM54 16V15H53ZM56 16V15H55ZM76 16V15H75ZM82 16H85L84 14L82 15ZM153 16V15H152ZM151 16V17H152ZM195 16V15H194ZM16 19H15V18ZM19 17V16H18ZM20 17L22 18V17H24V16H21L20 15ZM19 17V18H20ZM26 17V16H25ZM30 18H31V16H29ZM37 17V16H36ZM50 17H52V16H50ZM65 17V16H64ZM73 17V16H72ZM71 17V18H72ZM102 17V16H101ZM108 17V19H109V17L110 16H107ZM107 17L105 18V20L107 19ZM112 17H114V19H115V16H113V14L111 15V17H110V19L112 18ZM150 17V18H151ZM166 17V16H165ZM173 17H175V16H173ZM189 17V16H188ZM192 17V16H191ZM56 18H58V17H56ZM87 18V17H86ZM121 18H123V16L121 17ZM121 18L119 19V20H121ZM144 18V17H143ZM147 18V17H146ZM153 18V17H152ZM162 18V17H161ZM163 18H164V16H163ZM179 18H181V17H179ZM177 19L176 17L174 18V19H172V17H171V19L170 20H168L167 22L169 23V25H167L166 24V21L165 20H162V24L164 23L163 21H165V23L163 24V26H162V30L161 31H157L156 29H152V30H154V31H152V30H150L151 32H148L146 29H147V27H145V24H141V22H140V25H142V30H143V34L141 33V35H142V38L139 40V41H137V42H135L137 39H135V46H134V50H137V51H142V50H152V49H154V50H156V53H157V51L159 52V50H157L156 48L157 47H164V46H171V47H173L172 49H173V51L174 50H176V52L175 53H177V54H179V57H181V58H188V59H190V62H189V64H186V66H187V68H185V70H186V72L188 73L189 72V74H185V75H181L180 77H181V80L179 81V84L177 83V78L175 79L174 78V81L180 86V90H181V96L182 97H179L180 98V100L181 101H183L182 103H183V105H184V107H185V109H183L182 110V115L180 114V117L182 116V118L180 119V118H178L179 120H182V119H184V123L185 124H187V125H189V129H191V131H190V133L192 132V134L194 135V137H192V139L189 141V142H184V146L185 147H181V148H184L185 149V153H186V157L188 158V162H189V160L193 163H191L192 165H194V166H196L197 167V164L199 163H197L196 162V160H194L195 158H194V156H196V155H199V154H201L202 153V148H203V146L204 145H206L207 143V141H208V139H207V141H205L203 138L204 137H202V134H201V128H202V126H204L205 124V119L204 118H207L208 116L210 117V118H215V117H218L219 116V118H220V115L222 116V115H224V113H225V111H224V108H223V102H224V100L227 98L226 97V93L228 92H224L223 91V88H224V86H223V84H222V82H223V80L224 79H222V77H221V74H222V72L223 71H220L217 75L215 74V72L214 71H216V70H214L213 69V66L212 65H209V63H206L205 64V62H207L208 60L206 59V61H204V64L205 65H203V64H201V62H200V59H201V56H197L196 57V53H197V49L194 47H189L190 45L189 44H191L192 42H194V41H196V39H198V42H200L199 40H201L202 39V35L200 36V35H198L197 34V30H196V28L194 27V25L196 24V23H198V22H196V23H194L195 21H193L192 19L194 18V17H192L191 18V22L192 23H190V25L191 24H193V26L191 25V27H189V28H187V30L185 31V32H187L188 33V35H187V37L188 38H184V37H181V31H182V33H184V31L183 30H181V28H180V26H178L177 25V22H178V20H180V19ZM183 19H185L184 17H182ZM196 18V17H195ZM194 18V19H195ZM198 18H201V17H198ZM23 19V18H22ZM60 19L61 20H63V18H61L60 17ZM89 19H91L90 17H89ZM104 19V18H103ZM145 19V18H144ZM153 19H155V17L153 18ZM160 19V18H159ZM175 19H177V22H175L176 20ZM25 20H27L26 18H25ZM29 21H30V19H28ZM37 20V19H36ZM58 20V19H57ZM73 20V19H72ZM86 20V19H85ZM100 19H98V21H99ZM112 20H113V18H112ZM118 20V21H119ZM142 20V19H141ZM150 20V19H149ZM174 20V21H173ZM196 20V19H195ZM202 20H203V18H202ZM256 20H257V18H256ZM260 20V19H259ZM59 21V20H58ZM65 21V20H64ZM80 21H81V19H80ZM97 21V22H98ZM107 21V20H106ZM117 20H115V22H116ZM123 21V20H122ZM180 21H182V20H180ZM61 23L63 22V21H60ZM84 22V21H83ZM87 22V21H86ZM88 22H89V20H88ZM88 22H87V24H88ZM91 22V21H90ZM109 22H110V20H109ZM115 22H114V24H115ZM123 22V23H124ZM155 22V21H154ZM186 22V21H185ZM185 22H183V23H185ZM263 22H264V20H263ZM40 23V22H39ZM51 23H52V21H51ZM65 23H66V21H65ZM101 23H103V21H101ZM104 23H105V21H104ZM107 24H108V22H106ZM105 23V24H106ZM112 23V25H113V22H111ZM143 23V22H142ZM160 23V22H159ZM257 23V22H256ZM28 24V23H27ZM26 24V25H27ZM48 24H50V23H48ZM52 24H54V26H55V23L53 22ZM100 24V23H99ZM106 24V25H107ZM119 24V22H117V25ZM120 24H121V22H120ZM137 24V23H136ZM135 24V25H136ZM156 24V23H155ZM165 24H166V26H165ZM182 24V23H181ZM26 25H24L25 27H26ZM30 25V24H29ZM66 25V24H65ZM69 25V24H68ZM82 25V24H81ZM103 25V24H102ZM106 25H104V26H106ZM112 25L110 26L111 28H114V27H116L117 25L115 24V26L114 27H112ZM122 26H123V24H121ZM139 25V24H138ZM138 25H136V27L138 26ZM138 26V28H140L141 26ZM199 25V24H198ZM14 26V27H15ZM40 26V25H39ZM50 26V25H49ZM53 26V25H52ZM51 26V27H52ZM53 26V27H54ZM70 26H72V24H70ZM84 26V25H83ZM82 26V27H83ZM86 26V25H85ZM88 26V25H87ZM148 26V25H147ZM157 26V25H156ZM15 27V28H16ZM28 27V26H27ZM79 27V26H78ZM77 27V28H78ZM118 27H120V26H118ZM135 27V26H134ZM159 27V26H158ZM14 28V29H15ZM68 28V27H67ZM70 28V27H69ZM71 28H73V26L71 27ZM86 28V27H85ZM120 28H122V27H120ZM124 28H125V26H124ZM146 28V29H145ZM152 28V27H151ZM183 28H184V26H183ZM10 29V28H9ZM12 29V31L14 32V30H13V28H11ZM20 28H18V30H19ZM21 29H22V27H21ZM20 29V30H21ZM39 29V28H38ZM54 29V28H53ZM84 29V28H83ZM83 29H81V31L83 30ZM116 29V28H115ZM134 29V28H133ZM149 29H150V27H149ZM159 29H160V27H159ZM158 29V30H159ZM8 30V29H7ZM16 30V29H15ZM55 30H57L56 29V26H55ZM59 30H60V28H59ZM62 30V29H61ZM73 30H75L74 28H73ZM85 30V29H84ZM83 30V31H84ZM97 30V29H96ZM103 30H104V28H103ZM109 30H111V29H109ZM108 30V31H109ZM114 30V29H113ZM112 30V31H113ZM117 30V29H116ZM121 31H123L124 32V30L123 29H120ZM142 30H140V31H142ZM156 30V31H155ZM33 31V30H32ZM36 31V30H35ZM46 31V30H45ZM48 31V30H47ZM51 31L53 32V30L51 29ZM68 31V30H67ZM79 31V30H78ZM119 31V30H118ZM9 33H11V35H10V37L14 34L13 32H11V30H9L8 31ZM17 32V31H16ZM55 32H57V31H55ZM71 32H73V31H71ZM80 32V31H79ZM102 32V31H101ZM104 32V31H103ZM103 32H102V36H106L105 34H106V32H105V34H103ZM110 32V31H109ZM114 32V31H113ZM115 32H117V31H115ZM126 32V31H125ZM250 32H251V30H250ZM9 33H7V34H9ZM21 34H22V31L20 32ZM47 33H49L48 35H50V32H47ZM54 33V32H53ZM57 33H59V32H57ZM63 33V32H62ZM85 33V32H84ZM110 33H112V32H110ZM131 33V32H130ZM252 33V32H251ZM32 35H33V32L31 33ZM52 34V33H51ZM69 34H70V32H69ZM98 34V33H97ZM118 34H120L119 36H121L123 33H118ZM177 36H180V38H184L180 43L179 42H177L176 44H174V42H176V40L175 41H173V40H171V38H170V36L174 39V37L175 38H177L176 37V35ZM250 34V33H249ZM15 35V34H14ZM14 35L12 36V37H14ZM23 35V34H22ZM21 35V36H22ZM28 35V34H27ZM60 35V34H59ZM83 35V34H82ZM82 35H81V37H82ZM95 35V34H94ZM113 35V34H112ZM111 35V36H112ZM125 35V34H124ZM123 35V36H124ZM131 35V34H130ZM137 36H138V34H136ZM175 35V36H174ZM253 35V34H252ZM26 35H24V37H25ZM38 36V35H37ZM41 36V35H40ZM62 36V35H61ZM64 36V35H63ZM68 36V35H67ZM98 36V35H97ZM108 36V35H107ZM107 36L105 37V39L104 40H106V38H107ZM110 36V37H111ZM118 35H117V37H119ZM132 36H133V34H132ZM174 36V37H173ZM183 36V35H182ZM184 36H186V33H185V35ZM213 36V35H212ZM254 36V35H253ZM2 36H1V34H0V46H2L4 43L2 42V39L3 38H1ZM23 37V36H22ZM32 37H34V36H32ZM49 37V36H48ZM58 37V36H57ZM68 37H70V36H68ZM117 37H115V38H117ZM125 37V36H124ZM129 37V36H128ZM131 37V36H130ZM134 37V36H133ZM133 37H131V38H133ZM17 38V37H16ZM27 38V37H26ZM51 38H53L52 36H51ZM63 38H65V37H63ZM74 38V37H73ZM78 38H79V36H78ZM109 38V37H108ZM113 38H114V36H113ZM112 37H111V39H113ZM126 38V37H125ZM170 38V39H169ZM179 38V39H180ZM216 38V37H215ZM14 39H15V37H14ZM34 39V38H33ZM60 39V38H59ZM69 39V38H68ZM72 38H70L69 40H71ZM75 39H77V36L74 38V40ZM88 39V38H87ZM206 39V38H205ZM214 39V38H213ZM12 40V39H11ZM26 40H28V39H26ZM30 40V39H29ZM32 40V39H31ZM30 40V41H31ZM38 40V39H37ZM54 40V39H53ZM53 40H51L50 42H52ZM66 40H67V38H66ZM78 40V39H77ZM76 40V41H77ZM94 40V39H93ZM114 40V39H113ZM112 40V41H113ZM212 40V39H211ZM12 41H14V40H12ZM17 41V40H16ZM62 41V40H61ZM68 41V40H67ZM73 41V39L71 40V42ZM81 41V39L79 40V42ZM98 41V40H97ZM97 41H94V42H97ZM100 41V43H101V40H99ZM111 41V40H110ZM109 41V42H110ZM120 41H122V40H120ZM125 41V40H124ZM123 41V42H124ZM131 41H132V39H131ZM177 41H178V38H177ZM217 41V40H216ZM220 41V40H219ZM218 41V42H219ZM5 42V41H4ZM8 42V41H7ZM6 42V43H7ZM19 42V41H18ZM21 42L22 41H20V44H21ZM36 42H38V41H36ZM35 42V43H36ZM70 42V41H69ZM70 42V44H73V45H71L70 46V53L71 54H74L75 52H76V50H77V44H75L74 43V41H73V43H71ZM103 42L104 41H102V43L101 44H103ZM197 42V41H196ZM209 42V41H208ZM221 42V41H220ZM11 43V42H10ZM24 43V42H23ZM78 43V42H77ZM86 44L85 45H88L87 44V41L85 42ZM98 43V42H97ZM105 43V42H104ZM116 43V42H115ZM126 43V42H125ZM203 43V42H202ZM212 43V42H211ZM222 43V42H221ZM2 44V45H1ZM29 44V43H28ZM62 44V43H61ZM113 44V43H112ZM111 44V45H112ZM174 44V45H173ZM199 44H201V43H199ZM5 45V44H4ZM17 45H18V43H17ZM54 45V44H53ZM52 45V46H53ZM56 45V44H55ZM85 45H83V46H85ZM96 45V44H95ZM100 45V44H99ZM110 45V44H109ZM125 45V44H124ZM131 45V44H130ZM189 45V46H188ZM14 46V45H13ZM19 46V45H18ZM22 46H24V45H22ZM26 46V45H25ZM28 46V45H27ZM26 46V47H27ZM35 46V45H34ZM114 46V45H113ZM120 46H122V45H120ZM176 46V48L177 49H174V47ZM193 46H194V44H193ZM196 47L198 46V43L195 45ZM212 46V45H211ZM218 46H220V45H218ZM224 46H225V44H224ZM223 46V47H224ZM12 47V46H11ZM40 47V46H39ZM38 47V48H39ZM82 47V46H81ZM97 47V46H96ZM104 47V46H103ZM106 47V46H105ZM111 47V46H110ZM117 47V46H116ZM127 47H129V45L127 46ZM127 47H125V48H127ZM170 47V48H171ZM188 47V48H187ZM201 47H202V45H201ZM3 48V47H2ZM29 48V47H28ZM37 48V47H36ZM64 48V47H63ZM69 47H67V49H68ZM113 48V47H112ZM131 48V47H130ZM169 48V47H168ZM168 48H166V50L168 49ZM170 48H169V52H171L170 51ZM208 48V47H207ZM225 48V47H224ZM16 49V48H15ZM42 49V48H41ZM41 49H39V50H41ZM44 49V48H43ZM85 49H87V48H85ZM95 49V48H94ZM98 49V48H97ZM119 49V48H118ZM124 49V48H123ZM132 49V48H131ZM222 49V48H221ZM0 50H2L1 49V47H0ZM6 50V49H5ZM9 50H12V49H9ZM25 50V49H24ZM37 50V49H36ZM35 50V51H36ZM56 50H57V48H56ZM58 50H59V48H58ZM61 50V49H60ZM64 51L66 50L65 48L63 49ZM62 50V51H63ZM82 50V49H81ZM111 50H114V49H111ZM111 50H110V52H111ZM128 50H130V49H128ZM210 50V49H209ZM44 51V50H43ZM62 51H59V52H61V53H59V55L60 54H62L63 52ZM80 51V50H79ZM83 51H84V49H83ZM96 51V50H95ZM104 51V50H103ZM106 51V50H105ZM105 51L103 52L104 53V55L105 54H107V52L105 53ZM123 51H125V50H123ZM132 51V50H131ZM168 51V50H167ZM215 51V50H214ZM2 51H0V54L2 55V53H1ZM10 52V51H9ZM12 52V51H11ZM25 52V51H24ZM33 52V51H32ZM56 53L58 52V51H55ZM66 53H67V51H65ZM109 52V53H110ZM139 52V53H140ZM152 52H154V51H152ZM169 52H168V54H169ZM172 53L171 55H175V53ZM205 52V51H204ZM226 52V51H225ZM34 53V52H33ZM38 53V52H37ZM43 53V52H42ZM54 53V52H53ZM52 53V54H53ZM81 53V52H80ZM95 53H97V52H95ZM126 53V52H125ZM128 53V52H127ZM133 53V52H132ZM135 53V52H134ZM133 53V55H135ZM144 53V52H143ZM143 53H141V54H143ZM160 53V52H159ZM166 53V52H165ZM164 53V54H165ZM214 53H216V52H214ZM220 53V52H219ZM21 54V53H20ZM44 54V53H43ZM58 54V53H57ZM65 54V53H64ZM63 54V55H64ZM71 54H69V55H71ZM87 54V53H86ZM130 54V53H129ZM141 54H139V55H141ZM167 54V53H166ZM166 54H165V56H166ZM167 54V55H168ZM199 54H200V52H199ZM204 54V53H203ZM8 55V54H7ZM31 55V54H30ZM46 55V54H45ZM56 55V54H55ZM62 55V59H63V56ZM68 55V54H67ZM79 55H82L83 56V53L82 54H79ZM87 55H89V54H87ZM103 55V54H102ZM119 55V54H118ZM148 55V54H147ZM151 55H152V53H151ZM170 55V54H169ZM216 55V54H215ZM12 56V55H11ZM28 56V55H27ZM65 56H66V54H65ZM86 56V55H85ZM90 56V55H89ZM106 56V55H105ZM115 56V55H114ZM123 56H124V54H123ZM123 56H122V58H123ZM132 56V55H131ZM165 56H163L164 57V59L165 60H167V58H165ZM176 56V55H175ZM206 56V55H205ZM209 56H210V54H209ZM2 57V56H1ZM31 57H33V56H31ZM43 57V56H42ZM52 56H50V58H51ZM54 57V56H53ZM67 58H68V56H66ZM87 57V56H86ZM102 57V56H101ZM104 57V56H103ZM120 57H121V55H120ZM134 58L136 57L137 58V56H133ZM142 58L143 57H146V56H141ZM172 57H174V56H171V57H169V59L171 60V58ZM177 57V56H176ZM29 58V57H28ZM43 58H45V57H43ZM46 58H47V56H46ZM45 58V59H46ZM65 58V57H64ZM79 58H81L80 56H79ZM88 58H90V57H88ZM98 58H99V56H98ZM142 58H140V59H142ZM147 58H149L148 56H147ZM155 60H157V57L155 56ZM181 58H178V60L180 59V61H178V62H180L181 63ZM9 59V58H8ZM53 59V58H52ZM66 59V58H65ZM64 59V61H66ZM91 59V58H90ZM101 59H104V58H101ZM109 59V58H108ZM138 59V58H137ZM145 59V58H144ZM149 59H152V58H149ZM164 59H163V61H164ZM177 59V58H176ZM204 59V58H203ZM209 59V58H208ZM81 60V59H80ZM114 60V59H113ZM120 60H121V58H120ZM173 60H174V58H173ZM1 62L0 63H2V64H0V67H2L1 65H3V66H6L5 65V63H6V61H7V59L5 60L4 58H2L1 60H0ZM25 61V60H24ZM26 61H27V59H26ZM38 61V60H37ZM42 61V60H41ZM46 61V60H45ZM91 61H93V60H91ZM106 61H108V60H106ZM111 61V60H110ZM118 61V60H117ZM144 61V60H143ZM169 61V60H168ZM174 61H176V60H174ZM46 62H48V61H46ZM50 62V61H49ZM48 62V63H49ZM61 62V61H60ZM68 62V61H67ZM114 62H116L115 60H114ZM122 62V61H121ZM125 62V61H124ZM134 62V61H133ZM132 62V63H133ZM157 62V61H156ZM217 62V61H216ZM215 62V63H216ZM220 62H223V60L221 59L220 60ZM14 63H16V62H14ZM13 63V64H14ZM42 63V62H41ZM54 63V62H53ZM78 63V62H77ZM76 63V64H77ZM131 63V62H130ZM129 63V64H130ZM140 63V62H139ZM144 63V62H143ZM165 63H167V61L165 62ZM169 63H170V61H169ZM168 63V64H169ZM185 63V62H184ZM186 63H187V59H186ZM6 64H9V62L8 63H6ZM32 64V63H31ZM36 64V63H35ZM47 64V63H46ZM61 64H65L64 66H67L66 65V62L64 63H61ZM116 64H118V63H116ZM115 64V65H116ZM135 64V63H134ZM133 64V65H134ZM137 64V63H136ZM150 64H152V63H149V65ZM156 64V63H155ZM172 64V63H171ZM176 64V63H175ZM174 64V62H173V64H172V66L174 67H176L177 65H175ZM179 64V63H178ZM208 64V65H207ZM217 64V63H216ZM220 64H222V63H220ZM220 64L218 65L219 67H220ZM30 65V64H29ZM53 65V64H52ZM97 65V64H96ZM105 65V64H104ZM124 65V64H123ZM122 65V66H123ZM143 65V64H142ZM146 65H148V64H146ZM144 66L142 69L144 70L145 69V67H149V66ZM170 65V64H169ZM182 65V67H183V65L185 66V64H181ZM190 65V66H189ZM202 65L204 66V69L203 70H201L200 71V68L202 67ZM214 65V64H213ZM55 66H56V63H55ZM58 67H59V65H57ZM63 66V67H64ZM84 66V65H83ZM100 66V65H99ZM111 66V65H110ZM121 66V65H120ZM135 66V65H134ZM171 66V65H170ZM9 67V66H8ZM11 67V66H10ZM15 67V66H14ZM27 67H28V65H27ZM36 67V66H35ZM40 67V66H39ZM47 67V66H46ZM45 67V68H46ZM49 67V66H48ZM44 68L45 70H47V69H49V68ZM61 67V66H60ZM61 67L62 69H65L66 67ZM69 67V66H68ZM78 67H79V65H78ZM94 66H92V68H93ZM96 67V66H95ZM97 67H98V65H97ZM107 67H109V66H107ZM133 67V66H132ZM163 67H164V65H163ZM178 67V66H177ZM176 67V68H177ZM3 68V67H2ZM25 68V67H24ZM33 68V67H32ZM86 68V67H85ZM88 68V67H87ZM100 67H98V69H99ZM105 68V67H104ZM110 68V67H109ZM121 68V67H120ZM137 68V67H136ZM167 68H168V66H167ZM225 68V67H224ZM5 68H3V70H4ZM6 69H8V68H6ZM40 69V68H39ZM42 69H43V67H42ZM53 69H55V67L53 68ZM62 69H59L60 71L62 70ZM79 69V68H78ZM108 69V68H107ZM114 69L115 70H117V67L115 68L114 67ZM113 69V70H114ZM122 69V68H121ZM125 69V68H124ZM138 69V68H137ZM140 69V68H139ZM139 69L137 70L138 71V75H139V72L141 73L142 72V70H140L139 71ZM149 69V68H148ZM173 69V68H172ZM28 70H30V68L28 69ZM32 70V69H31ZM114 70V71H115ZM119 70V69H118ZM133 70H134V68H133ZM171 70V69H170ZM174 70V69H173ZM183 71H185L184 69H182ZM37 71V70H36ZM50 71H51V69H50ZM56 71V70H55ZM63 71V70H62ZM100 72H101V75H100V81H99V84H101V86L103 85V86H108V87H111L112 88V97H113V99H117V97L119 96L118 94H119V92H121V90L122 89H124L126 92H125V94L127 95L128 94V92H129V94L128 95H130V92H133L132 94H136L137 95V100H138V111L137 112H135V113H133V115H129V118H130V120L131 121H133V127H134V129H132V131L133 132H135L134 134H136V132L138 133V129H140V127H141V123H142V121H143V118L145 117V114H144V112L143 111H145L144 110V108L146 107L145 106V104H146V101H147V97L146 96H144L143 94H142V92L140 93V90H142V88L140 89V86L142 87V85L141 84H143V83H140V81H143L145 78H146V71L144 70L143 72H145V74H143L142 73V76L144 75L145 77H144V79H143V77H141V75H140V77H141V80L140 79H138L139 78V76L136 74V73H133L132 72V74H133V81L131 82V83H128V85H126L127 83H125V85H126V87L124 88H122L121 90H119V85L121 84V82L122 81H124V77L122 78V77H120V76H122L123 74H122V72H121V74H120V78L118 77V74L116 73L115 75L114 74H112V72L111 71H109V69H108V71H106V69H103V71H101V70H99ZM153 71V70H152ZM165 71V70H164ZM163 71V72H164ZM175 71H177V70H175ZM250 71H251V69H250ZM29 72V71H28ZM46 72V71H45ZM52 72H54V71H52ZM58 72V71H57ZM66 72H67V68H66ZM82 72H83V70H82ZM91 72V71H90ZM116 72V71H115ZM118 72V71H117ZM125 72V71H124ZM135 72V71H134ZM148 72V71H147ZM166 72H169V70L168 71H166ZM217 72V71H216ZM8 73H9V71H8ZM63 73H64V71H63ZM149 74H150V71L148 72ZM154 73V72H153ZM162 73V72H161ZM174 73V72H173ZM183 73V72H182ZM181 73V74H182ZM251 73V72H250ZM6 74H7V72H6ZM12 74H14V73H12ZM29 74V73H28ZM32 73H31V71H30V75H31ZM59 74H60V72H59ZM100 74V73H99ZM126 74V73H125ZM134 74H136V75H134ZM170 74V73H169ZM56 75V74H55ZM71 75V74H70ZM82 75V74H81ZM95 75V74H94ZM131 75V74H130ZM163 75V73L161 74V76ZM165 75H166V73H165ZM0 76H1V74H0ZM38 76H40V75H38ZM44 76V75H43ZM59 76V75H58ZM125 76V75H124ZM138 76V77H137ZM150 76V78H151V75H149ZM149 76L147 77V78H149ZM153 76V75H152ZM3 77V76H2ZM1 77V78H2ZM11 77V76H10ZM84 77V76H83ZM125 77H127V76H125ZM167 77V76H166ZM168 77H169V75H168ZM170 77H172V76H170ZM169 77V78H170ZM177 77H179V76H177ZM216 77V79H214ZM4 78H5V76H4ZM6 78H7V76H6ZM12 78V77H11ZM33 78V77H32ZM61 78V77H60ZM72 78H73V76H72ZM75 78V77H74ZM91 78V77H90ZM94 78V77H93ZM131 79H132V76L130 77ZM160 78V77H159ZM8 79V78H7ZM29 79V78H28ZM36 79H38V78H36ZM56 79V78H55ZM63 79V78H62ZM166 79V78H165ZM212 79H214V80H216V82L218 83V84H216L217 86H215V82L213 83V81H210V80H212ZM12 80V79H11ZM14 80V79H13ZM31 80V79H30ZM35 80V79H34ZM44 80V79H43ZM47 80V79H46ZM52 80V79H51ZM72 80V79H71ZM83 80H84V78H83ZM89 80H91V79H89ZM140 80V81H139ZM147 79H145V81H146ZM159 80H161V78L159 79ZM163 80V79H162ZM0 81L2 82V79H0ZM31 81H33V80H31ZM39 81H41L40 79H39ZM53 81V80H52ZM51 81V82H52ZM85 81V80H84ZM150 81V80H149ZM149 81H147V84H149L148 82ZM152 81V80H151ZM167 81V80H166ZM170 81H173V80H170ZM0 82V83H1ZM5 82V81H4ZM7 82H9V81H7ZM15 82V81H14ZM38 82V81H37ZM54 82V81H53ZM56 82V81H55ZM94 82V81H93ZM96 82V81H95ZM129 82V81H128ZM161 82V81H160ZM163 82V81H162ZM41 83V82H40ZM43 83H44V81H43ZM43 83H41V85L43 86ZM58 83V82H57ZM70 83V82H69ZM98 83V82H97ZM163 83H165V82H163ZM173 83V82H172ZM172 83H170V85L172 84ZM20 84V83H19ZM88 84H89V82H88ZM94 84V83H93ZM152 84V83H151ZM151 84H149V85H151ZM162 84V83H161ZM168 85H169V83H167ZM228 84V83H227ZM12 85V84H11ZM29 85H30V83H29ZM44 85H45V83H44ZM49 85V87H50V84H48ZM57 85V84H56ZM80 85V84H79ZM95 85V84H94ZM93 85V86H94ZM122 85V84H121ZM163 85V84H162ZM168 85H166L167 87H168ZM169 85V86H170ZM61 86V85H60ZM88 86V85H87ZM92 86V87H93ZM179 86H177V88L179 87ZM30 87V86H29ZM38 87V86H37ZM36 87V88H37ZM48 87V86H47ZM56 87V86H55ZM58 87V86H57ZM107 87V88H108ZM165 87V86H164ZM12 88V87H11ZM42 87L40 86V88L39 89H41ZM51 88V87H50ZM68 88V87H67ZM100 88H102V87H100ZM107 88H106V90H107ZM163 88V87H162ZM172 88H173V86H172ZM47 89V88H46ZM49 89V88H48ZM54 89V88H53ZM52 89V90H53ZM81 89V88H80ZM96 89H97V87H96ZM150 89H151V87H150ZM171 89V88H170ZM1 90H3V88L2 87H0V103H1V105H3V106H1V108L3 107V109H0V148H3V147H6L7 149L6 150H8V145L11 147V150H13V152H10L11 154H9L7 151V153L9 154V155H6V156H4V154H2L1 156H2V159H1V163H2V160L8 165L7 167H8V172H5L6 174H4V175H6L5 176V179L4 180H2L1 178H0V180H1V183H0V189L2 190V191H7V192H9V193H13V195H14V197H15V194H14V192H16V193H18L20 190V192H23L24 194H27V197H28V199L30 200L31 199V197H32V194H33V192L36 190V186H35V184H36V182H37V179L39 178V175L43 172H41V167L42 166H40L41 165V160L39 161V159L37 158V161H39V162H37L36 163V161H35V159H34V161L32 160V162L31 163H29L28 161H29V159H30V161H31V159L33 158V156H35V154L34 155H31L32 153H36V152H32V153H30V150H29V147L30 146H33L32 144L31 145H29V147H27V145L28 144H30V143H27V145L24 143V141H23V143L22 144H13V141L15 140V138H14V140H13V137H12V134H11V132H12V130L14 129V127H17V126H19V127H22V126H20L23 122L24 123H26L25 125H26V129H27V125H28V123H31V122H29V117H30V114H32L31 116L33 117V115H34V112H36L35 110H34V108H28V110L30 111V114L28 113V114H26V111H25V107H22V108H20V106H19V104H18V106H14V104H13V102H12V97L11 98H9V96H8V94H6L7 92H4L5 91V89H4V91L2 92ZM42 90V89H41ZM61 90V89H60ZM99 90V89H98ZM110 90V89H109ZM160 90H161V88H160ZM173 89H171V91H172ZM178 90V89H177ZM180 90H178L179 92H180ZM227 90V89H226ZM225 90V91H226ZM19 91V90H18ZM17 91V92H18ZM34 91V90H33ZM62 91V90H61ZM82 91V90H81ZM145 91H147V90H145ZM159 91V90H158ZM162 91H164V90H162ZM177 91V92H178ZM41 92V91H40ZM40 92H39V94H40ZM58 92V91H57ZM70 92V91H69ZM89 92V91H88ZM96 92V91H95ZM122 92H124V91H122ZM176 92V93H177ZM178 92V93H179ZM16 93V92H15ZM28 93V92H27ZM52 93H53V91H52ZM73 93V92H72ZM98 93V92H97ZM101 93V95H102V91L100 92ZM100 93H98V94H100ZM144 93V92H143ZM164 93V92H163ZM173 93H175V92H173ZM172 93V95L173 96H175L174 94ZM38 94V95H39ZM49 94V93H48ZM54 94V93H53ZM67 94V93H66ZM80 94V93H79ZM124 94V93H123ZM123 94H121L122 95V98H123ZM157 95H158V93H156ZM166 94H167V92H166ZM169 94V93H168ZM168 94H167V97H168ZM192 94H193V96H192ZM16 95V94H15ZM28 96H29V98H28V100L27 101H29V99H30V94H27ZM68 95H69V93H68ZM73 95V94H72ZM101 95H100V98H101ZM111 95L109 96L110 97V99H111ZM120 95V96H121ZM127 95V96H128ZM170 95H171V93H170ZM171 95V96H172ZM25 96V95H24ZM43 96V95H42ZM46 96H47V94H46ZM64 96H66V95H64ZM80 96V95H79ZM130 96H132V95H130ZM135 96V95H134ZM163 96V95H162ZM161 96V97H162ZM81 97H82V95H81ZM84 97L88 100V101H86V102H81V105H77V104H75V105H77V106H80V107H78V108H80L79 109V111L81 110V107L82 108H84V113H85V115L88 117V118H95L96 120L98 119V120H101V118H100V114H99V108H100V103L98 102V101H100L101 99L97 96V97H94V96H89V95H87L86 93H84ZM104 96L102 95V98H103ZM109 97L107 98V99H109ZM133 97V96H132ZM166 97V96H165ZM209 97L211 98V102L209 103V104H207V102H209V101H207L208 99H209ZM33 98V97H32ZM66 98V97H65ZM65 98L63 99L64 101H63V105H64V103H65ZM68 98V97H67ZM100 99V100H97V99ZM106 98V97H105ZM150 98V97H149ZM169 98V97H168ZM179 98H177V99H179ZM26 99V98H25ZM45 99V98H44ZM60 99V98H59ZM70 99V98H69ZM80 99V98H79ZM126 99V98H125ZM128 99H130L129 98V96H128ZM135 99V98H134ZM161 99V98H160ZM163 99V98H162ZM167 99V98H166ZM170 99H171V97H170ZM173 99V98H172ZM176 99V100H177ZM228 99V98H227ZM33 100V99H32ZM40 100V99H39ZM104 101H103V103L105 102V99H103ZM34 101V100H33ZM45 101V100H44ZM57 101V100H56ZM55 101V102H56ZM78 101V100H77ZM117 101L119 102L120 100H118L117 99ZM121 101H123L122 99H121ZM129 101V100H128ZM131 101V100H130ZM154 101V100H153ZM175 100H173V102L171 103L172 105H173V103H175L174 102ZM25 102V101H24ZM30 102V101H29ZM39 102V101H38ZM57 102H59V101H57ZM67 102V101H66ZM109 102H110V105H113V102H115L114 100H113V102H112V100H108V106H109ZM111 102H112V104H111ZM117 102V103H118ZM126 101H124V104H126L125 103ZM133 102V101H132ZM131 102V103H132ZM164 102H165V100H164ZM163 102V103H164ZM171 101L169 100V102L168 103H170ZM8 103V104H7ZM68 103H69V100H68ZM106 103V104H107ZM130 103V104H131ZM148 103V102H147ZM178 103H181V102H179L178 101ZM53 104V100H52V98L51 97H47V99H46V107H49V106H53L52 105ZM70 104V103H69ZM79 104V103H78ZM119 104V106H121L120 105V103H118ZM130 104H126V105H130ZM176 104V103H175ZM45 105H44V107H45ZM74 105V104H73ZM75 105H74V107H75ZM164 105V104H163ZM172 105H170L169 104V108H171L170 106H172ZM39 106V105H38ZM71 106V105H70ZM105 106V105H104ZM104 106H102L101 105V107H103L104 108V111H106V108L104 107ZM154 106V105H153ZM152 106V107H153ZM31 107V106H30ZM44 107H43V109H44ZM45 107V108H46ZM66 107H67V105H66ZM111 107V106H110ZM113 107H114V105H113ZM118 107V106H117ZM125 107H127V106H125ZM132 107V106H131ZM134 107V106H133ZM137 107V106H136ZM151 107V108H152ZM165 107H166V104H165ZM164 107V108H165ZM167 107V108H168ZM173 107V106H172ZM179 107V106H178ZM27 108V107H26ZM76 108V107H75ZM128 108V107H127ZM147 108V107H146ZM145 108V109H146ZM174 108V110H175V108H177V106L176 107H173ZM48 108H46V110H47ZM60 109V108H59ZM62 109H65L64 108V106H63V108ZM61 109V110H62ZM77 109V108H76ZM76 109H74V111H76ZM121 109H123V108H121ZM125 109V108H124ZM154 109V108H153ZM172 109V108H171ZM171 109H169V111H168V113H170V111H171ZM178 109V108H177ZM176 109V110H177ZM179 109H181L180 107H179ZM178 109V110H179ZM45 110V111H46ZM67 109H65L64 111H66ZM71 110V109H70ZM78 110V109H77ZM126 110V109H125ZM134 110V109H133ZM148 110V109H147ZM155 110V109H154ZM173 110V109H172ZM173 110V114L174 113H177L178 114V112H176V111H174ZM53 111H54V109H53ZM53 111H50V110H47V113H46V116L50 119V121L53 119ZM68 111V110H67ZM73 111V112H74ZM159 111V110H158ZM162 111V110H161ZM164 111H166V109L164 110ZM39 112V111H38ZM55 112V111H54ZM63 112V111H62ZM61 112V113H62ZM83 112V111H82ZM114 112V111H113ZM125 112V111H124ZM150 112H151V110H150ZM149 112V113H150ZM154 112V111H153ZM167 112V111H166ZM227 112V111H226ZM56 113V112H55ZM65 113V112H64ZM70 113V112H69ZM75 113V112H74ZM81 113V112H80ZM84 113H83V117H85L84 116ZM109 113V112H108ZM110 113H111V115H112V107H111V111H110ZM130 113V112H129ZM159 113H161V112H159ZM36 114V113H35ZM66 114V113H65ZM114 114H116V113H114ZM125 114V113H124ZM153 114V113H152ZM176 114V115H177ZM205 114H207L206 116L207 117H205ZM80 115V114H79ZM108 115V114H107ZM155 116L157 115V114H154ZM159 115V114H158ZM157 115V117H159L160 119H162L163 120V118H161L160 117V115L162 116V114H160L159 116ZM175 115V114H174ZM234 115H235V117H236V119L237 120H239L241 123H242V125H241V132H239V135H240V133L242 134H244V136L243 137H246L247 138V140H246V145H247V147H246V149L250 152V150L252 151V149L255 151L254 152V154H255V156H253V157H255V158H253V159H256L255 161L258 163V167H259V169L261 170V172H262V178L260 179V177L259 176H255V178H254V181H255V185L253 186V189H250L251 191H252V193H251V196L253 197V199H254V201H252V200H250L249 199V197H248V195H250V194H245L244 192H240L238 195H237V198H235V200L233 199V202L231 203V204H229V205H231V206H229L230 208V212L231 211H234V209L235 208H237V203H239V204H246V206H244V208H246V210H244L246 213L245 214H242L241 213V216H242V220L244 219V229H242L240 232H237L236 233V236L239 238V240H240V244H233V243H231L230 242V240H228L225 236H224V233L221 231V229H220V227L219 226H216V230H218V235H219V240H216L215 242H213L214 244H213V246H212V248L209 250V252L210 253H212V252H214L215 253V261H214V264H223L224 263V261H226L227 259H230L231 260V263L230 264H242L245 260L247 261V259L248 258H251V259H249L250 261L248 262L247 261V263H246V261H245V263H243V264H264V247L262 248L261 246L264 244V241L262 242V244H260L261 242L260 241H257V239H256V237H258L259 235H261L260 233H259V235L258 236H256L257 234H258V232H256L257 230H259L258 228H256L257 227V224H258V226L260 225V226H263L264 225V199H263V195H264V114H261V115H259V113H258V115L260 116H258L259 118H255V119H252L251 121H248V122H245L244 121V116H243V112H242V114H240V113H237V112H234ZM60 116H64V114H62V115H60V113H59V117ZM70 116V115H69ZM69 116H65V117H69ZM108 116H110V115H108ZM107 116V117H108ZM113 116V115H112ZM111 116V117H112ZM166 116V115H165ZM169 116H171V115H169ZM213 116V117H212ZM215 116V117H214ZM225 116H227V115H225ZM246 116V115H245ZM31 117V118H32ZM114 117V116H113ZM167 117V116H166ZM172 117V116H171ZM30 118V119H31ZM63 118V117H62ZM71 118V117H70ZM78 118V117H77ZM110 118V117H109ZM127 118V117H126ZM173 118V117H172ZM172 118L170 119V120H172ZM174 118L176 119V116H174ZM223 118H224V116H223ZM20 119H24L23 120V122L21 123L19 120ZM107 119V118H106ZM111 119V118H110ZM124 119H125V115H124ZM128 119V118H127ZM164 119H165V117H164ZM208 119V118H207ZM206 119V120H207ZM77 120V119H76ZM98 120H97V122H98ZM149 120V119H148ZM166 120V119H165ZM177 120V119H176ZM26 121V122H25ZM31 121V120H30ZM34 121H35V119H34ZM66 121V120H65ZM70 121V120H69ZM87 121V120H86ZM90 121V120H89ZM89 121H87V122H89ZM95 121V120H94ZM93 121V122H94ZM108 121V120H107ZM130 121V122H131ZM213 121V120H212ZM215 121V120H214ZM83 122V121H82ZM92 122V121H91ZM93 122H92V124H93ZM112 122V121H111ZM207 122V121H206ZM228 122V121H227ZM51 123V122H50ZM81 123V122H80ZM95 123V122H94ZM122 123V122H121ZM162 123V122H161ZM164 123V125H165V122H163ZM169 122H167V124H168ZM171 123H172V121H171ZM177 123V122H176ZM175 122L173 123V125L174 124H176ZM180 123V122H179ZM89 124V123H88ZM112 124V123H111ZM126 124H128L127 122H126ZM132 124V123H131ZM146 124H147V122H146ZM30 125V124H29ZM31 125H32V123H31ZM59 125V124H58ZM61 125V124H60ZM71 125V124H70ZM89 125H91V124H89ZM93 125H95V124H93ZM92 125V126H93ZM101 125V124H100ZM108 125V124H107ZM124 125H125V122H124ZM173 125H172V127H173ZM186 125V126H187ZM34 126H35V123L33 122V128H34ZM73 126V125H72ZM96 126V125H95ZM97 126H98V124H97ZM111 126V125H110ZM110 126H108V127H110ZM127 126V125H126ZM159 126V125H158ZM162 126V125H161ZM182 126V125H181ZM25 127V126H24ZM31 127V128H32ZM61 127V126H60ZM83 127V126H82ZM107 127V126H106ZM164 127V126H163ZM162 127V128H163ZM168 127H170V125L168 126L167 125V128ZM178 127V126H177ZM18 128V127H17ZM23 128V127H22ZM32 128V129H33ZM72 128H74V127H72ZM103 128V127H102ZM105 128V127H104ZM131 128H132V126H131ZM149 128V127H148ZM147 128V129H148ZM164 128H166V127H164ZM166 128V129H167ZM221 128V127H220ZM219 128V129H220ZM223 128V127H222ZM57 129H58V127H57ZM63 129V128H62ZM112 129V128H111ZM159 129V128H158ZM187 129V128H186ZM189 129H187V130H189ZM15 130V129H14ZM18 130H19V128H18ZM29 130V129H28ZM91 130V129H90ZM92 130H94V129H92ZM91 130V131H92ZM96 130V129H95ZM101 130V129H100ZM99 130V131H100ZM105 130H106V128H105ZM129 130V129H128ZM165 130V129H164ZM170 130H172V131H174L173 129H170ZM205 130V129H204ZM34 131L36 132L37 130H35L34 129ZM53 131V130H52ZM63 132H64V130H62ZM72 131H73V129H72ZM77 131V130H76ZM86 131V130H85ZM103 131V130H102ZM107 131V130H106ZM147 131V130H146ZM233 131H234V129H233ZM17 132V131H16ZM16 132H14V135H15V133ZM24 132V131H23ZM26 132H28V131H26ZM93 132V131H92ZM105 132V131H104ZM145 132V131H144ZM148 132V131H147ZM147 132H146V134H147ZM165 132H168V130L166 131L165 130ZM222 132V131H221ZM220 132V133H221ZM29 133V132H28ZM41 133V132H40ZM65 133V132H64ZM83 133V132H82ZM95 133H96V131H95ZM98 133V132H97ZM169 133V132H168ZM167 133V134H168ZM186 133H188V132H186ZM213 133H215V132H213ZM103 134V133H102ZM104 134H106V133H104ZM121 134V133H120ZM124 134V133H123ZM153 134V133H152ZM173 134V133H172ZM175 134V133H174ZM180 134V133H179ZM178 134V135H179ZM237 134V133H236ZM235 134V135H236ZM21 135V134H20ZM29 135H31V134H29ZM43 135H45V134H43ZM43 135H41V136H43ZM76 135V134H75ZM92 135V134H91ZM114 135H116V134H114ZM127 135V134H126ZM158 135H160V134H158ZM193 135H191L190 134V136H193ZM238 135V134H237ZM37 136H38V134H37ZM83 136H85V135H83ZM101 136V135H100ZM118 136V135H117ZM169 136V135H168ZM176 136V135H175ZM186 136H187V134H186ZM190 136H187V137H185L182 141H185L186 140V138L187 139H190L189 137ZM23 137H25V136H23ZM31 137V136H30ZM39 137H40V135H39ZM69 137V136H68ZM112 137H113V135H112ZM122 137V136H121ZM132 137V136H131ZM150 137V136H149ZM171 137V136H170ZM243 137H240V138H243ZM52 138V137H51ZM78 138V137H77ZM81 138V137H80ZM85 138V137H84ZM130 138V137H129ZM144 138V137H143ZM158 138V137H157ZM172 138H173V136H172ZM206 138H208V137H205V139ZM212 138V137H211ZM211 138H209V139H211ZM35 139V138H34ZM71 139V138H70ZM94 139V138H93ZM118 139V138H117ZM162 139V138H161ZM171 139V138H170ZM25 140V139H24ZM78 140V139H77ZM115 140V139H114ZM132 140V139H131ZM146 140V139H145ZM144 140V141H145ZM159 140V139H158ZM169 140V139H168ZM173 140V139H172ZM181 140V139H180ZM18 141V140H17ZM16 141V142H17ZM36 141V140H35ZM39 141V140H38ZM50 141V140H49ZM70 141V140H69ZM80 141V140H79ZM129 141V140H128ZM212 141V140H211ZM211 141H208V142H211ZM245 141V140H244ZM26 142V141H25ZM32 143H33V141H31ZM78 142V141H77ZM111 143H112V141H110ZM114 142V141H113ZM135 142V141H134ZM149 142V141H148ZM155 142H157V141H155ZM155 142H154V144H155ZM164 142V141H163ZM168 142V141H167ZM172 142V141H171ZM179 142V144L181 143L180 141H178ZM15 143V142H14ZM38 143V142H37ZM40 143H42L41 141H40ZM39 143V144H40ZM50 143V142H49ZM66 143H68V142H66ZM86 143V142H85ZM115 143V142H114ZM121 143V142H120ZM126 143H128V142H126ZM129 143H130V141H129ZM132 143V142H131ZM143 143V142H142ZM231 143V142H230ZM43 144H45V143H43ZM42 144V145H43ZM77 144V143H76ZM116 144V143H115ZM122 144V143H121ZM136 144V143H135ZM160 144V143H159ZM158 144V145H159ZM173 144V143H172ZM209 144H211V143H209ZM7 145V146H6ZM38 145V144H37ZM77 145H79V144H77ZM98 145V144H97ZM111 145V144H110ZM110 145H108V146H110ZM164 145H166V144H164ZM181 145V144H180ZM227 145H230V144H227ZM236 145V144H235ZM251 145H252V147H251ZM60 146H62V144L60 145ZM85 146V145H84ZM118 146V145H117ZM147 146V145H146ZM172 146V145H171ZM179 146V145H178ZM209 146V145H208ZM248 146H250V147H248ZM35 147V146H34ZM44 147H46V146H43V148ZM66 147V145L64 146V148ZM68 147V146H67ZM86 147V146H85ZM99 147V146H98ZM113 147V146H112ZM119 147V146H118ZM117 147V148H118ZM143 147V146H142ZM232 147V146H231ZM241 147V146H240ZM39 148H41V147H39ZM58 148V147H57ZM60 148V147H59ZM63 148V147H62ZM114 148V147H113ZM141 148V147H140ZM205 148H206V146H205ZM10 149V148H9ZM32 149V148H31ZM42 149V148H41ZM45 149V148H44ZM84 149H87V148H84ZM92 149V148H91ZM90 149V150H91ZM111 149V148H110ZM168 149V148H167ZM180 149V148H179ZM232 149H235V148H232ZM237 149V148H236ZM235 149V150H236ZM15 150H16V152H15ZM19 152H18V151ZM43 150V149H42ZM47 150V149H46ZM49 150V149H48ZM58 150V149H57ZM89 150V151H90ZM104 150V149H103ZM119 150V149H118ZM141 150V149H140ZM207 150V149H206ZM238 150V149H237ZM247 150H245V152L247 151ZM32 151V150H31ZM61 151H62V149H61ZM63 151H64V149H63ZM80 151V150H79ZM106 151V150H105ZM116 151V150H115ZM163 151V150H162ZM165 151V150H164ZM180 151H182V149L180 150ZM205 151V150H204ZM228 151V150H227ZM18 152V153H17ZM87 152V151H86ZM143 152V151H142ZM167 152V151H166ZM169 152V151H168ZM176 153H177V151H175ZM206 152H208V151H206ZM210 152V151H209ZM209 152L208 153H206L207 154V156H208V154H209ZM231 152H233V151H231ZM1 153H3V150L1 151ZM90 153V152H89ZM151 153H152V151H151ZM183 153V152H182ZM185 153H183V154H185ZM233 153H236V151L235 152H233ZM47 154V153H46ZM64 154H66V153H64ZM63 154V155H64ZM101 154V153H100ZM108 154V153H107ZM138 154H140V153H138ZM144 154V153H143ZM150 154V153H149ZM153 154V153H152ZM155 154H157V153H155ZM163 154V153H162ZM205 154V153H204ZM245 154V153H244ZM250 153H248V155H249ZM63 155H61V156H63ZM76 155H78V154H76ZM89 155V154H88ZM96 155H98V154H96ZM113 155V154H112ZM147 155V154H146ZM154 155V154H153ZM159 155V154H158ZM178 155V154H177ZM210 155V154H209ZM0 156V157H1ZM60 156V157H61ZM86 156V155H85ZM92 156H94V155H92ZM117 156V155H116ZM235 156V155H234ZM251 156H252V154H251ZM44 157V156H43ZM59 157V158H60ZM74 157H75V155H74ZM79 157V156H78ZM78 157H75V158H78ZM89 157H91L90 155H89ZM144 157V156H143ZM155 157V156H154ZM167 157V156H166ZM204 157V156H203ZM209 157V156H208ZM238 157V156H237ZM249 157V156H248ZM40 158V157H39ZM62 158V157H61ZM86 158V157H85ZM84 158V159H85ZM91 158H94V157H91ZM90 158V159H91ZM102 158V157H101ZM104 158V157H103ZM137 158H139V157H137ZM183 158V157H182ZM40 159H42V158H40ZM62 159H65V158H62ZM69 159V158H68ZM68 159H66V160H68ZM116 159H117V157H116ZM131 159H132V157H131ZM140 159V158H139ZM154 159V158H153ZM164 159V158H163ZM163 159H161V161L163 160ZM167 159V158H166ZM206 159V158H205ZM205 159H204V161H205ZM212 159V158H211ZM239 159H240V157H239ZM75 160V159H74ZM88 160V159H87ZM92 160V159H91ZM94 160H95V158H94ZM93 160V161H94ZM101 160V159H100ZM109 160V159H108ZM207 160V159H206ZM249 160V159H248ZM44 161V160H43ZM64 161V160H63ZM62 161V162H63ZM90 161V160H89ZM93 161H91V162H93ZM143 160H141V162H142ZM147 161V160H146ZM152 161V160H151ZM165 161H167V160H165ZM164 161V162H165ZM202 161H203V159H202ZM213 161V160H212ZM254 161V162H255ZM60 162V161H59ZM75 162V161H74ZM90 162V163H91ZM140 162V163H141ZM157 162V161H156ZM163 162V161H162ZM163 162V163H164ZM176 162V161H175ZM174 162V164H176ZM179 162V161H178ZM184 162H185V160H184ZM206 162V161H205ZM210 162H211V160H210ZM50 163V162H49ZM69 163H71V162H69ZM77 163V162H76ZM83 163L84 162H82V165H83ZM90 163L88 164V165H90ZM94 163H95V161H94ZM106 163V162H105ZM139 163V162H138ZM148 163V162H147ZM180 163V162H179ZM4 164V163H3ZM36 164H39V165H36ZM44 164H46V162H44ZM56 164H58V163H56ZM73 164V163H72ZM113 164V163H112ZM133 164V163H132ZM145 164V163H144ZM162 164V163H161ZM165 164H167V162L165 163ZM174 164H172V165H174ZM188 164H190V163H188ZM209 164V163H208ZM243 164V163H242ZM246 165H247V163H245ZM255 164V163H254ZM21 165H24L25 167H23V166H21ZM60 166H62L61 164H59ZM67 165H68V161H67ZM78 165V164H77ZM98 165H99V163H98ZM115 165V164H114ZM134 165H135V163H134ZM158 165V164H157ZM156 165V166H157ZM163 165V164H162ZM168 165V164H167ZM180 165V164H179ZM212 165V164H211ZM233 163L232 162H229V163H227V168L229 169V171L231 172L230 173V178H231V180L235 177V176H233V174H232V167H233ZM245 165V166H246ZM257 165V164H256ZM1 166V165H0ZM44 166V165H43ZM47 166V165H46ZM64 166V165H63ZM62 166V167H63ZM75 166V165H74ZM73 166V167H74ZM84 166V165H83ZM122 166H124V165H122ZM129 166V165H128ZM143 166V165H142ZM141 166V167H142ZM161 166V165H160ZM210 166V165H209ZM245 166L243 165L241 168H242V170L245 168ZM248 166V165H247ZM65 167V166H64ZM70 167V166H69ZM82 167V166H81ZM97 167H100V166H97ZM97 167L96 168H94V167H92L93 168V171L92 172H95L94 171V169L96 170L97 169ZM137 167H139V166H137ZM141 167H140V169H141ZM153 168H154V170H155V166H152ZM165 167H166V165H165ZM167 167H169V166H167ZM173 167V166H172ZM193 167V166H192ZM192 167H189L190 169L192 168ZM204 167H205V165H204ZM207 167V166H206ZM2 169H4L3 167H1ZM60 168V167H59ZM59 168H58V170L57 171H60L59 170ZM72 168V167H71ZM84 168H85V166H84ZM91 168V167H90ZM127 168V167H126ZM133 168V167H132ZM145 168V167H144ZM144 168H143V170H144ZM162 168H164V167H162ZM200 168V167H199ZM249 168V167H248ZM252 168V167H251ZM7 169V168H6ZM79 169V168H78ZM123 169V168H122ZM147 169V168H146ZM152 169V168H151ZM168 169V168H167ZM193 169H195L196 170V168H193ZM250 169V168H249ZM249 169H246L245 168V170L244 171H247V172H249L250 170ZM52 170V169H51ZM90 170H92V169H90ZM112 170V169H111ZM126 170V169H125ZM135 170H137V169H135ZM153 170V171H154ZM179 170V169H178ZM181 170V169H180ZM187 170H188V168H187ZM192 170V169H191ZM81 171V170H80ZM83 171H84V169H83ZM97 171V170H96ZM100 172H101V170H99ZM99 171H98V173H99ZM103 171V170H102ZM113 171V170H112ZM138 171H140V170H138ZM161 171H163V170H161ZM189 171V170H188ZM199 171V170H198ZM201 171V170H200ZM243 171V172H244ZM41 172V173H40ZM47 172V171H46ZM45 172V173H46ZM67 172V171H66ZM71 172V171H70ZM69 172V173H70ZM90 172V171H89ZM118 172V171H117ZM122 172V171H121ZM124 172V171H123ZM127 172V171H126ZM155 173H156V171H154ZM180 172V171H179ZM7 173H9L8 175H7ZM40 173V174H39ZM62 173V172H61ZM64 173V172H63ZM62 173V174H63ZM83 173V172H82ZM105 173V172H104ZM139 173V172H138ZM137 173V174H138ZM140 173H141V171H140ZM149 173V172H148ZM147 173V174H148ZM197 173V172H196ZM58 174V173H57ZM68 174V173H67ZM71 174V173H70ZM88 174V173H87ZM90 174V173H89ZM92 174V173H91ZM101 174H102V172H101ZM127 174V173H126ZM131 174V173H130ZM136 174V175H137ZM152 174V176H153V173H151ZM157 174H160L159 172L157 173ZM173 174H175V172L173 173ZM188 174V173H187ZM250 174V173H249ZM37 175H38V177H37ZM46 175V174H45ZM60 175V174H59ZM96 175V174H95ZM111 175H113V174H111ZM123 175V174H122ZM164 175V174H163ZM179 175V174H178ZM188 175H190V174H188ZM200 175V174H199ZM247 175V174H246ZM1 176V175H0ZM51 176H53V175H51ZM63 176H65V175H63ZM71 177V175H69L68 174V177ZM76 176V175H75ZM86 176V175H85ZM128 176V175H127ZM134 176V175H133ZM132 176V177H133ZM147 176V175H146ZM149 176V175H148ZM176 176V175H175ZM186 176V175H185ZM41 177V176H40ZM49 177V176H48ZM62 177V176H61ZM69 177V178H70ZM100 177V176H99ZM107 177V176H106ZM125 177H126V175H125ZM141 177H142V175H141ZM160 177V176H159ZM164 177V176H163ZM166 177V176H165ZM183 177V176H182ZM77 178V177H76ZM90 178V177H89ZM93 178H94V176H93ZM97 178V177H96ZM95 178V179H96ZM101 178H102V176H101ZM131 178V177H130ZM134 178V177H133ZM145 178H147V177H145ZM149 178V177H148ZM152 178V177H151ZM150 178V179H151ZM155 178V177H154ZM154 178H152V179H154ZM181 178V177H180ZM188 178H189V176H188ZM191 178H192V176H191ZM190 178V179H191ZM39 179H42V178H39ZM38 179V180H39ZM44 179V178H43ZM42 179V180H43ZM49 179V178H48ZM53 179V178H52ZM63 179V178H62ZM73 179V178H72ZM98 179H100V178H98ZM103 179V178H102ZM107 179V178H106ZM136 179V178H135ZM150 179H148V180H150ZM157 179L158 178H156V180L155 181H157ZM202 179V178H201ZM200 179V180H201ZM241 179V178H240ZM41 180V181H42ZM120 180V179H119ZM123 180V179H122ZM129 180V179H128ZM127 180V181H128ZM137 180H140V179H138V177H137ZM137 180H135V181H137ZM163 180V179H162ZM183 180V179H182ZM181 180V181H182ZM188 180V179H187ZM61 181H63V180H61ZM60 181V182H61ZM72 181V180H71ZM102 181V180H101ZM110 181V180H109ZM132 181H134L133 179H132ZM175 181H177V180H175ZM179 181V180H178ZM180 181V182H181ZM193 181V180H192ZM192 181H191V183H192ZM244 181V180H243ZM40 182V181H39ZM98 182V181H97ZM106 182H107V180H106ZM115 182H116V180H115ZM131 182V181H130ZM140 182V181H139ZM161 182V181H160ZM40 183H42V182H40ZM58 183H59V181H58ZM57 183V184H58ZM63 183H64V181H63ZM66 183V182H65ZM76 183H78V181L76 182ZM75 183V184H76ZM83 183V182H82ZM102 183V182H101ZM104 183V182H103ZM108 183V182H107ZM121 183V182H120ZM129 183V182H128ZM134 183V182H133ZM132 183V184H133ZM136 183V182H135ZM141 183V182H140ZM153 183H154V181H153ZM153 183H150V184H153ZM61 184H62V182H61ZM91 184V183H90ZM109 184V183H108ZM119 184V183H118ZM118 184H116V185H118ZM127 184V183H126ZM143 184V183H142ZM161 184H163V183H161ZM231 184V183H230ZM59 185H60V183H59ZM63 185V184H62ZM70 185V184H69ZM77 185V184H76ZM81 185H83V184H81ZM124 185V184H123ZM122 185V186H123ZM128 185V184H127ZM135 185V184H134ZM137 185H139V184H137ZM141 185V184H140ZM144 185V184H143ZM159 185V184H158ZM174 185H176V184H174ZM192 185V184H191ZM205 185V184H204ZM243 185V184H242ZM245 185V184H244ZM39 186V185H38ZM37 186V187H38ZM42 186V185H41ZM44 186V185H43ZM63 186H65V185H63ZM75 186V185H74ZM110 186V185H109ZM145 186V185H144ZM148 186V185H147ZM154 186V185H153ZM177 186V185H176ZM179 186V185H178ZM190 186V185H189ZM208 186V185H207ZM66 187L67 186H65V189H66ZM75 187H77V186H75ZM79 188H80V186H78ZM112 187H114L113 185H112ZM111 187V188H112ZM133 187V186H132ZM151 187H152V185H151ZM156 187V186H155ZM183 187V186H182ZM181 186H180V188H182ZM187 187V186H186ZM193 187H195V186H193ZM205 187V186H204ZM224 187V186H223ZM225 187H227V186H225ZM39 188V187H38ZM60 188V187H59ZM62 188V187H61ZM68 188V187H67ZM78 188V189H79ZM84 188H86V187H84ZM106 188V187H105ZM107 188H108V186H107ZM135 189H136V187H134ZM139 188H140V186H139ZM209 188V187H208ZM207 188V189H208ZM52 189V188H51ZM63 189V188H62ZM61 189V190H62ZM68 189H70V188H68ZM115 189V188H114ZM152 189V188H151ZM184 189V188H183ZM190 189V188H189ZM192 189V188H191ZM195 188H193L192 190H194ZM227 189V188H226ZM42 190V196H44V198L46 197V196H50V194H51V196L53 197V196H55V194L54 195H52L53 193H51V191L49 192V191H47V188L44 186L43 187V189H41ZM108 190V189H107ZM120 190V189H119ZM132 190V189H131ZM138 190V189H137ZM146 190H147V188H146ZM149 190V189H148ZM181 190V189H180ZM18 191V192H17ZM54 191V190H53ZM103 191H105V190H103ZM151 191V190H150ZM183 191V190H182ZM188 191V190H187ZM63 192V191H62ZM78 192H80V191H78ZM106 192V191H105ZM104 192V193H105ZM115 192V191H114ZM134 192V191H133ZM145 192H147V191H145ZM188 192H190V191H188ZM208 192V191H207ZM225 192V191H224ZM68 193V192H67ZM103 193V194H104ZM135 193H136V191H135ZM134 193V194H135ZM138 193H139V190H138ZM143 193V192H142ZM149 193H151V192H149ZM153 194H155V192H152ZM184 193V192H183ZM250 193V192H249ZM4 194V193H3ZM2 194V195H3ZM21 194V193H20ZM79 194V193H78ZM85 194V193H84ZM118 194H120L119 192H118ZM188 194V193H187ZM191 194V193H190ZM205 194H207V193H205ZM204 194V195H205ZM209 194L211 195V193L209 192ZM209 194L207 195V197L209 196ZM225 194H227L226 192H225ZM12 195V196H13ZM18 195H19V193H18ZM36 195V194H35ZM64 195V194H63ZM77 195V194H76ZM81 195V194H80ZM105 195V194H104ZM110 195V194H109ZM122 195V194H121ZM144 195V194H143ZM174 195H176L175 193H174ZM186 195V194H185ZM26 196V195H25ZM34 196V195H33ZM87 196V195H86ZM114 196V195H113ZM112 196V197H113ZM117 196V195H116ZM132 196V195H131ZM134 196V195H133ZM153 196V195H152ZM173 196V195H172ZM178 196H180V195H178ZM188 196H190V195H188ZM200 196V195H199ZM223 196V198L224 199H226L225 198V196L224 195H222ZM26 197V198H27ZM36 197V196H35ZM40 197H41V195H40ZM105 197H106V195H105ZM118 197V196H117ZM141 197H143V196H141ZM186 197V199L188 200V201H186L185 200V202H183V203H181L182 204V206L180 207L181 209H180V218L181 219H183L185 216H186V206H190V205H187L188 203H189V198H187V196H185ZM12 198V197H11ZM21 198H23L22 196H21ZM69 198V197H68ZM134 198V197H133ZM140 198V197H139ZM147 198V197H146ZM152 198V197H151ZM179 198V197H178ZM183 198H184V196H183ZM196 198V197H195ZM195 198H193V199H195ZM211 198V197H210ZM209 198V199H210ZM20 199V198H19ZM42 199H43V197H42ZM116 198H114V199H112L113 200V202H114V200H115ZM170 199H171V197H170ZM176 199V198H175ZM185 199V198H184ZM197 199H200V198H197ZM209 199H207L206 201L204 200V202H205V206L204 207H206V210H207V212H210V214L209 215H211V217L213 216L212 214L213 213H215L216 212V210H217V206H219L218 205V201L216 202V203H214L216 200H215V198L213 199L214 201H212V200H209ZM212 199V198H211ZM263 199V200H262ZM9 202H11L9 199H7ZM12 200H13V198H12ZM18 200V199H17ZM25 200V199H24ZM33 200H36V199H34L33 198ZM62 200H63V198H62ZM78 200V199H77ZM109 200H111V199H109ZM141 200V199H140ZM139 200V202H141ZM168 200V199H167ZM183 200V199H182ZM182 200H181V202H182ZM0 201H3V200H0ZM5 201V200H4ZM19 201V200H18ZM37 201V200H36ZM41 201V200H40ZM47 201V200H46ZM138 201V200H137ZM150 201H152V200H150ZM150 201H149V203H150ZM160 201V200H159ZM170 202H171V200H169ZM250 201H252V202H250ZM7 202V201H6ZM44 202V201H43ZM51 202V201H50ZM117 202V201H116ZM145 202H146V200H145ZM169 202V203H170ZM176 202H177V200H176ZM179 202V201H178ZM191 202V201H190ZM193 202H194V200H193ZM198 202V201H197ZM202 202V201H201ZM203 202V203H204ZM228 202H229V200H228ZM2 203V202H1ZM11 203H14V202H11ZM16 203H18V202H16ZM16 203H15V205H16ZM77 203V202H76ZM86 203V202H85ZM164 203V202H163ZM40 204V203H39ZM38 204V205H39ZM44 204V203H43ZM79 204V203H78ZM88 204H91V203H88ZM116 204V203H115ZM138 204V203H137ZM140 204V203H139ZM171 204V203H170ZM170 204H168L167 203V206H169ZM198 204V203H197ZM202 204V203H201ZM6 205V204H5ZM54 205H55V203H54ZM53 205V208L55 207ZM61 205H64V203L63 204H61ZM94 206H95V204H93ZM145 205V204H144ZM150 205V204H149ZM148 205V206H149ZM4 206V205H3ZM2 206V207H3ZM9 206V205H8ZM23 206V205H22ZM39 206H41V205H39ZM44 206H46V205H44ZM93 206V207H94ZM120 206V205H119ZM122 206H124V203H123V205ZM132 206V205H131ZM142 206V205H141ZM152 206V205H151ZM164 206L166 207V205L164 204ZM163 206V207H164ZM193 206V205H192ZM199 206H201V205H199ZM221 206V205H220ZM219 206V207H220ZM17 207V206H16ZM26 207H27V205H26ZM31 207V206H30ZM29 207V208H30ZM42 207H43V205H42ZM41 207V208H42ZM89 207V206H88ZM116 207V206H115ZM134 207V206H133ZM133 207H132V209H133ZM145 207V206H144ZM171 207V206H170ZM238 207H240V206H238ZM9 208H11V206L9 207ZM20 208V207H19ZM29 208H23L24 210L23 211H25V210H28ZM51 208V207H50ZM113 208V207H112ZM131 208V207H130ZM143 208V207H142ZM142 208H141V211H145V210H142ZM159 208V207H158ZM168 207H166V209H167ZM178 208V207H177ZM191 208V207H190ZM223 208V207H222ZM1 209V208H0ZM13 209V208H12ZM20 209H22V207L20 208ZM44 209H45V207H44ZM47 209V208H46ZM93 209V208H92ZM111 209V208H110ZM120 209H122V207L120 208ZM123 209H125L124 207H123ZM148 209V208H147ZM155 209H157V208H154V211H156ZM173 209V208H172ZM176 209V208H175ZM187 209H188V207H187ZM228 209V210H229ZM15 210V209H14ZM18 210V209H17ZM75 210V209H74ZM113 210V209H112ZM118 210L119 209H117V212H118ZM126 210V209H125ZM159 210H161V209H159ZM164 210V209H163ZM168 210H170V208L169 209H167V211ZM177 210V209H176ZM178 210H179V208H178ZM199 210V209H198ZM209 210V211H208ZM220 210V209H219ZM1 211H3V210H1ZM23 211H19V212H23ZM46 211V210H45ZM94 211V210H93ZM103 211V210H102ZM114 211V210H113ZM141 211H139L140 213H141ZM240 211V210H239ZM243 211V212H244ZM4 212V211H3ZM71 212H72V210H71ZM70 212V213H71ZM76 212V211H75ZM78 212V211H77ZM112 212V211H111ZM117 212H115L116 214H117ZM119 212H122V213H124V211H119ZM118 212V213H119ZM149 212V211H148ZM151 212V211H150ZM161 212V211H160ZM159 212V213H160ZM164 211H162L161 213H163ZM169 212V211H168ZM167 212V213H168ZM175 212V211H174ZM178 212V211H177ZM218 212V211H217ZM222 212V211H221ZM226 212V211H225ZM79 213V212H78ZM95 213V212H94ZM103 213V212H102ZM113 213V212H112ZM129 214H130V211L128 212ZM140 213L138 214V215H140ZM143 213V212H142ZM165 213V212H164ZM167 213H165V214H167ZM173 213V212H172ZM234 213V212H233ZM237 213V212H236ZM5 214V213H4ZM21 213H19V215H20ZM41 213H40V208H37V207H33V208H31V209H29L28 210V213L27 214H22V216L20 215V218H19V216H17V217H15V218H19L18 219V225H19V227H20V230L19 231H16V232H19V234H17L16 235V238L14 237L13 238V236H11L12 234H10V233H4L5 231L7 232V230H6V228H7V223L6 222H0V264H4V256H3V253H2V245L3 244H5V243H8L9 241H14L13 239H16V242L19 244H21L22 246H23V248L25 249V248H27L28 250H29V253H31V251L33 250V251H36L37 252V250H36V241L38 240V237H36V235L39 233L38 232V229H39V227L41 226V222L43 221V219H42V216L40 215ZM79 214H81V213H79ZM105 214V213H104ZM126 215H127V212L125 213ZM124 214V215H125ZM129 214L127 215L128 217H129ZM145 214V213H144ZM156 214V213H155ZM155 214H154V216H155ZM227 214V213H226ZM156 215H158V214H156ZM163 215V214H162ZM162 215H160V216H162ZM234 215V214H233ZM238 215H239V213H238ZM58 216V215H57ZM91 216V215H90ZM95 216V215H94ZM142 216V215H141ZM167 216H168V214H167ZM205 216V215H204ZM215 216H217V215H215ZM215 216H213L212 218H213V220H214V217ZM235 216V215H234ZM45 217V216H44ZM47 217H49V214H47ZM75 217V216H74ZM78 217V216H77ZM81 217V216H80ZM83 217V216H82ZM86 217V216H85ZM106 217V216H105ZM113 217V216H112ZM114 217H116L115 216V214H114ZM119 217H120V215H119ZM119 217L116 219V221H118L119 220ZM133 217V216H132ZM146 217V216H145ZM7 218V217H6ZM50 218V217H49ZM57 218V217H56ZM71 218V217H70ZM91 218V217H90ZM97 218V217H96ZM130 218V217H129ZM147 218V217H146ZM153 218V217H152ZM199 218V217H198ZM41 219H42V221H41ZM52 219H53V217H52ZM72 219V218H71ZM76 219V218H75ZM78 219V218H77ZM115 218H113L112 220H114ZM123 219V218H122ZM124 219H125V217H124ZM216 220H217V218H215ZM229 219V218H228ZM48 220V219H47ZM46 220V221H47ZM58 220H59V218H58ZM84 220V219H83ZM97 220V219H96ZM105 220V219H104ZM109 220H111V217H110V219ZM132 220V219H131ZM149 220V219H148ZM156 220V219H155ZM191 220V219H190ZM199 220V219H198ZM210 220V219H209ZM44 221H45V219H44ZM44 221H43V223H44ZM49 221L50 220H48V223H49ZM56 221V220H55ZM106 221H107V219H106ZM106 221H104V222H106ZM125 221V220H124ZM157 221V220H156ZM159 221V220H158ZM179 221H181L180 219H179ZM207 221V220H206ZM11 222H13V221H11ZM71 222V221H70ZM83 222V221H82ZM119 222L120 221H118V225L120 226V224H119ZM149 222H150V220H149ZM152 222V221H151ZM194 222V221H193ZM197 222V221H196ZM196 222H194V223H196ZM205 222V221H204ZM212 222V221H211ZM216 222V221H215ZM46 223V222H45ZM50 223H51V221H50ZM49 223V224H50ZM53 223V222H52ZM57 223V222H56ZM55 223V225H57ZM90 223H92V222H90ZM112 223V222H111ZM114 223V222H113ZM116 223V222H115ZM127 223V222H126ZM130 223V222H129ZM157 223V222H156ZM171 223H172V221H171ZM181 223V222H180ZM198 224H199V222H197ZM213 223H214V221H213ZM229 223V222H228ZM15 224V223H14ZM68 224V223H67ZM71 224V223H70ZM78 224V223H77ZM108 224H110V222L108 223L107 222V227H108V230L110 231V225L108 226ZM122 224V223H121ZM166 224V223H165ZM168 224V223H167ZM166 224V225H167ZM176 224V223H175ZM211 224V223H210ZM217 224V223H216ZM13 225V224H12ZM54 225V224H53ZM69 225V224H68ZM76 225V224H75ZM85 225H87V224H85ZM90 225H92V224H90ZM106 224H104L102 227H105L104 229H107V227L105 226ZM123 225H125V223L124 224H122V226ZM162 225V224H161ZM160 225V226H161ZM169 225V224H168ZM172 225V224H171ZM174 225V224H173ZM177 225H178V222H177ZM219 225V224H218ZM46 226V225H45ZM50 226V228H52V226L51 225H49ZM93 226V225H92ZM122 226H120V227H122ZM165 226V225H164ZM184 226V229H185V234H184V236H187L188 237V235H189V233L191 232L190 231V226H191V222L189 221V219H187V221H186V223L183 225ZM196 226V225H195ZM194 226V227H195ZM213 226H215V225H213ZM230 226H232V225H230ZM56 227V226H55ZM71 227H73V226H71ZM85 228H86V226H84ZM111 227H113V229H115V230H117L119 227L118 226H116V224H115V226H111ZM118 227V228H117ZM128 227V226H127ZM126 227V228H127ZM163 227V226H162ZM169 227V226H168ZM176 227V226H175ZM43 228V227H42ZM57 228V227H56ZM62 228V227H61ZM68 228V227H67ZM70 228V227H69ZM82 228V227H81ZM92 228V227H91ZM94 228V227H93ZM92 228V229H93ZM117 228V229H116ZM124 228V227H123ZM125 228V229H126ZM131 228V227H130ZM212 228H214V227H212ZM231 228V230H234V228H235V226H232V227H230ZM14 229H16L15 228V226H14ZM13 229V230H14ZM53 229H55V228H53ZM71 229V228H70ZM99 229V228H98ZM103 229V228H102ZM103 229V230H104ZM119 229H121V228H119ZM137 229H138V227H137ZM171 229H172V227H171ZM175 229V228H174ZM173 229V230H174ZM183 229V230H184ZM192 229H193V227H192ZM203 229H205V228H203ZM257 229V230H256ZM13 230H11L10 232L12 233V231ZM48 230V229H47ZM57 230V229H56ZM55 230V231H56ZM79 230H81V229H79ZM89 230V229H88ZM114 230V231H115ZM124 230V229H123ZM196 230V229H195ZM194 230V231H195ZM214 231H216L215 229H213ZM14 231V232H15ZM40 231V230H39ZM58 231V230H57ZM87 231V230H86ZM86 231H85V233H86ZM101 231V230H100ZM119 231V230H118ZM118 231H116L115 233H117ZM120 231H122V230H120ZM119 231V232H120ZM176 231H180V229L179 230H175V232ZM261 231H264L263 229L261 230ZM260 231V232H261ZM9 232V231H8ZM49 232H51V231H49ZM72 232V231H71ZM78 232V231H77ZM103 232V231H102ZM108 232V231H107ZM118 232V233H119ZM128 232H130L129 230H128ZM197 232V231H196ZM202 232V231H201ZM217 232V231H216ZM42 233V232H41ZM53 233V232H52ZM76 233V232H75ZM91 233V232H90ZM109 233H111V231L109 232ZM126 233V232H125ZM160 233H162V235H163V232H160ZM173 233H174V231H173ZM257 233V234H256ZM10 234V235H9ZM73 235H74V233H72ZM77 234V233H76ZM129 234V233H128ZM128 234H127V236H128ZM192 234V233H191ZM19 235V236H18ZM58 235V234H57ZM83 235V234H82ZM93 235V234H92ZM103 235V234H102ZM105 235V234H104ZM126 235V234H125ZM132 235V234H131ZM165 235V234H164ZM170 235V234H169ZM175 235V234H174ZM173 235V236H174ZM18 236V237H17ZM41 236H42V234H41ZM86 236V235H85ZM122 236H124V235H122ZM122 236H120L121 238H122ZM142 235H140V237H141ZM172 236V237H173ZM190 236V235H189ZM263 236V235H262ZM73 237H76L75 235L73 236ZM83 237V236H82ZM88 237V236H87ZM92 237H95V236H92ZM91 237V238H92ZM112 237V236H111ZM124 237H126V236H124ZM132 237V236H131ZM130 237V238H131ZM143 237V236H142ZM176 237V236H175ZM218 237V236H217ZM48 238V237H47ZM79 238H81L80 236H79ZM79 238H78V240H79ZM84 238V237H83ZM121 238L119 239L120 241H122L121 240ZM161 238V237H160ZM216 238V237H215ZM260 238V237H259ZM52 239V238H51ZM82 239V238H81ZM94 239V238H93ZM127 239V238H126ZM132 239V238H131ZM134 239V238H133ZM143 240H144V238H142ZM155 239V238H154ZM166 239V238H165ZM172 239V238H171ZM171 239H170V241H171ZM175 239V238H174ZM45 240H47V239H45ZM76 240V239H75ZM75 240H74V243H75ZM109 240V239H108ZM156 240V239H155ZM161 240V239H160ZM215 240V239H214ZM264 240V239H263ZM49 241V240H48ZM47 241V242H48ZM57 241H58V239H57ZM64 241V240H63ZM72 241V240H71ZM88 241V240H87ZM92 241V240H91ZM103 241V240H102ZM154 241V240H153ZM164 241V240H163ZM167 241V240H166ZM169 241V242H170ZM173 241V240H172ZM158 242V241H157ZM157 242H155V244H156V246L154 245V248L156 247L157 249H154V250H157L158 251V254L159 255H161V260L160 259H157L155 256H150L151 257V259L150 260H148L145 264H156L157 262H159L160 263V261H162L161 263L162 264H186L185 262H174L173 261V259H172V255L171 254H173V253H167L163 248H162V245H161V243L159 242V243H157ZM260 242V243H259ZM40 243V242H39ZM49 243V242H48ZM62 243V242H61ZM72 243H73V241H72ZM79 243V242H78ZM93 243V242H92ZM110 243V242H109ZM134 243H135V241H134ZM150 243V242H149ZM43 245H44V243H42ZM42 244H41V246H42ZM50 245H51V243H49ZM64 244V243H63ZM111 244V243H110ZM127 244V243H126ZM132 244V243H131ZM145 244V243H144ZM150 244H152V243H150ZM6 245V244H5ZM9 245V244H8ZM14 245V244H13ZM12 245V246H13ZM73 245V244H72ZM79 245V244H78ZM82 245V244H81ZM103 245V244H102ZM128 245H130V244H128ZM17 246V245H16ZM47 246V245H46ZM111 246V245H110ZM264 246V245H263ZM48 247V246H47ZM68 247V246H67ZM103 247V246H102ZM134 247V246H133ZM150 247H151V245H150ZM2 248V249H1ZM21 248V247H20ZM42 248V247H41ZM52 248H54L53 246H52ZM101 248V247H100ZM139 248V247H138ZM142 248H144L143 246H142ZM4 249H5V247H4ZM26 249V250H27ZM30 249H32V250H30ZM43 249V248H42ZM67 249V248H66ZM108 249H109V245H108ZM135 249H137V248H135ZM134 248H133V250H135ZM166 249V248H165ZM64 250V249H63ZM83 250V249H82ZM129 250V249H128ZM131 250V249H130ZM146 250V249H145ZM148 250V249H147ZM32 251V252H33ZM44 251V250H43ZM102 251H105V250H102ZM108 251V250H107ZM152 251H153V248H152ZM172 250H170V252H171ZM4 252H6V251H4ZM27 252V254H28V251H26ZM36 252L35 253H32V255L34 254V255H36ZM45 252V251H44ZM127 252V251H126ZM136 252H137V250H136ZM135 252V253H136ZM140 252V251H139ZM146 252V251H145ZM154 252V251H153ZM174 252V251H173ZM176 252V251H175ZM179 252V251H178ZM51 253V252H50ZM92 253V252H91ZM142 253H144V252H142ZM152 253V252H151ZM224 253L227 255V253H229L230 255H228V256H225L224 255ZM67 254H68V252H67ZM93 254V253H92ZM146 254V253H145ZM177 254V253H176ZM18 255V254H17ZM38 255V254H37ZM36 255V256H37ZM69 255V254H68ZM85 255V254H84ZM89 255V254H88ZM91 255V254H90ZM103 255V254H102ZM31 258H32V256L31 255H29ZM42 256V255H41ZM83 256V255H82ZM100 256V255H99ZM104 256H105V254H104ZM103 256V257H104ZM132 256V255H131ZM175 256V255H174ZM181 256H183V252L182 253H180V257ZM211 256V255H210ZM26 257H27V255H26ZM85 257V256H84ZM89 257V256H88ZM92 257V256H91ZM108 257V256H107ZM106 257V258H107ZM37 258V257H36ZM39 258V257H38ZM48 258V257H47ZM46 258V259H47ZM81 258V257H80ZM87 258V257H86ZM159 258V257H158ZM19 259H21V258H19ZM33 259V258H32ZM40 259V258H39ZM51 259V258H50ZM92 259H93V257H92ZM128 259H129V257H128ZM132 259V258H131ZM27 260H28V258H27ZM31 260V259H30ZM38 260V259H37ZM45 260V259H44ZM104 260H106L105 258H104ZM108 260V259H107ZM110 260V259H109ZM21 261V260H20ZM26 261V260H25ZM35 261V260H34ZM43 261V260H42ZM47 261V260H46ZM100 261V260H99ZM1 262H3V263H1ZM28 262V261H27ZM41 262V261H40ZM79 262H81V261H79ZM88 262V261H87ZM110 262V261H109ZM111 262H112V260H111ZM111 262L109 263V264H111ZM9 263V262H8ZM19 263H21V262H19ZM18 263V264H19ZM32 263L33 264H35L34 262H33V260H32ZM49 263H51V262H49ZM48 263V264H49ZM68 263V262H67ZM70 263H71V261H70ZM86 263V262H85ZM194 263L195 264H209L208 262H206L204 259H203V255H198L195 259H194ZM225 263H227V261L225 262ZM29 264V263H28ZM39 264V263H38ZM72 264V263H71ZM87 264V263H86Z\"/></svg>","mask_w":264,"mask_h":264},{"label":"built area","instance_id":"2783aa9c","mask_svg":"<svg viewBox=\"0 0 264 264\" xmlns=\"http://www.w3.org/2000/svg\"><path fill=\"white\" fill-rule=\"evenodd\" d=\"M264 0H249V5L252 8V11L254 13H257L258 9H257V4L260 3L263 5Z\"/></svg>","mask_w":264,"mask_h":264},{"label":"trees","instance_id":"16d2710c","mask_svg":"<svg viewBox=\"0 0 264 264\" xmlns=\"http://www.w3.org/2000/svg\"><path fill=\"white\" fill-rule=\"evenodd\" d=\"M257 9H258L259 11L262 10V9H263L262 4L258 3V4H257Z\"/></svg>","mask_w":264,"mask_h":264}]
</instances>
